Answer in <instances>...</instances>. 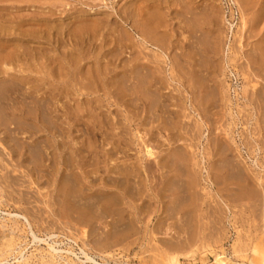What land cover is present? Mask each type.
<instances>
[{
	"label": "rangeland",
	"instance_id": "rangeland-1",
	"mask_svg": "<svg viewBox=\"0 0 264 264\" xmlns=\"http://www.w3.org/2000/svg\"><path fill=\"white\" fill-rule=\"evenodd\" d=\"M156 1L157 0H153V1L148 0V2L144 4L145 5L144 6V5H141L139 3V1L137 2V0L136 1L135 0H0V14H1V16H0V35H1L0 36V50L3 53V55L0 54V63H1V60L3 59V57H5V56H10V58H11V60L9 59L10 60L9 63L6 64L7 66H5L4 64H0L1 65L0 68L1 67L9 68V74L11 75V76L9 75L10 76L9 80H11V82H14V84H15V85H13L11 83V85L14 86V87H12L10 85V81H9V84L6 83V84H8V87L6 88L5 86H7V85H5V86H4V84L2 85V81H0L2 88L3 87L5 88V89L3 88L2 90H0L1 91L0 94H2V96H1L2 98L0 97V102L3 99L1 102L2 104L0 103L1 104L0 110H2V111H0V112H2V113H0V114H2V115H0V153H2V155L0 154L1 155V157H0V179H1L0 182L2 181L1 182L2 185L0 184V211L12 212V213H23V214L25 212V214L28 216V218L33 223V230L35 231V233L38 236L42 237V236H44L45 233H53L56 236H58L56 239L61 241L60 245H59L60 248L67 249V248L72 247V249H74L76 252H79V248H83L87 253L94 255L98 262H102V259L105 258L107 260V264H162V263L166 264L167 258L169 257L168 253L169 254L171 253V256L177 255L180 258V264H212L214 261L213 255L215 253H218V254L224 253L222 255L224 257H226L228 263L231 262V264H238L239 262L242 261V258L236 257L234 255V252H233L234 249L236 248L235 246H237L236 245L237 243H238V246H241V247H239L240 248L239 250L242 249L241 250V252L243 251L242 255L247 256L245 258V261H246V264H248L247 258L250 260L252 258V255H253V254L251 255V252L253 251V250L251 251V248L257 247L258 242H259V244H261V246L258 245V247L256 248V251L258 254H261V255H257L255 253L256 255H253V257H255V258L254 259L252 258V260L254 261V263L257 262L255 264H258V263L262 264V261L264 260V257L263 258L261 257V256H264V253H262V251L264 250V180H263L264 179V130H263V127L261 129L260 126L264 125V115H263L264 114V110H263L264 109V105H263L264 104V100H263V98H264V79L263 80L261 79L262 75L264 78V60H263L264 57L262 58V56H264V0H245V1H241V0H182L183 3H181V0L180 1L174 0L175 3H173L174 1L170 0L171 1L170 3L171 4L173 3L172 5L168 2L169 0H165L163 2H161L162 0L161 1L158 0V3ZM239 1H241V2H239ZM127 2L130 3V6H129V3H127ZM134 2L138 3V4L135 3L136 5H138V7H136V9L139 8L140 5L142 6L140 8L144 7L143 8L144 10L145 9L147 10L149 8L150 10H147L148 12H150L151 10H152L151 12H155L154 9H156V12H155L157 14L156 17H158V13L160 11H162V13L159 14V16H161V17H158V19L159 18L162 19L161 21L164 22V25L162 22H159V20H158V24H159L158 29L161 28L160 29L161 31L157 30L155 34H157V32H158V34L161 32L159 34L161 36L163 33H165L163 37L165 39H167V41H169V42L173 41L176 44H177V42L178 43L182 42V44L181 43L177 44V46L179 45V47H175L176 44H174V43L172 45L173 46L171 49L172 55L170 53V56L172 57L171 59L173 60L172 61L173 73H175V72L176 73L172 74V78H173L172 80L170 79V80H168V82L166 84H164L166 91H164V90L162 91V95L163 94L167 95V96L169 95L168 96L169 98L168 97L166 98V96L163 95L164 97L162 96L163 98L160 99V100H165V104L166 105L168 104L167 110H170L169 112L171 113V116H169V120L172 121V123L170 121L168 122V120H167V122L169 123L168 128L171 124H172L170 126L171 129H172V127H173V129L176 128L175 130L172 129V131H168L167 133L165 132L166 129L163 128V122L161 120L164 118L161 116L159 109L157 110L156 109L157 107L152 108V111L155 113V116L158 114V118L156 117L157 121L154 120L156 118L153 117L154 116L153 112H151L152 114L149 113V115H144V113L141 112V109L139 107V106H141L140 105L141 101H135V99H136L135 94H133V92L129 88L130 84L128 82H124L126 79H123L122 82H124L123 83L124 86L126 85V83L129 84L128 89H130L131 92H130V94H128L129 95L128 96L127 93H129V91H128L127 87L125 86V89L127 90V92H126V90L123 91L124 88L122 87L123 86L122 82H119V78L120 77L123 78L124 72L127 70L124 68L125 67L126 68L131 67L130 65L134 62L137 63L136 61L138 60V58L140 56V48L137 45V33H136V30L133 28L137 24V21L138 22L140 21L138 19H141V18H139L140 15L136 14V13H140V11L142 9L139 8V9H137L138 11L136 9H134L135 6L132 7ZM163 3H165V4H163ZM169 4H170V6H169ZM183 6H184V8H183ZM128 7H130L129 10L128 11L126 10V12H125L124 10L126 8L128 9ZM131 7H132V9H131ZM166 8H167V10H165ZM185 8H188V10L186 9L187 10L186 11ZM130 9H131V12L135 11V10L136 11L131 13ZM146 10H145V12H147ZM191 10L193 13H191ZM185 11H186V14H183V13H185ZM128 12L131 13V15L134 13L135 15H132V16L137 15V17H132ZM125 13L126 14L128 13L130 16L128 15V18H127V16H125L126 15ZM194 13H197V14H194ZM191 14L192 15L194 14L195 16H191ZM5 16L8 18H6ZM123 17L126 20L127 19L128 20L127 21L125 19L123 20ZM130 17L133 19V21H131L132 19ZM7 19H8V21H5ZM86 20H88L89 26H91V28L89 27V29H88V27H86V25L88 26V24H86L87 22H85ZM129 20L132 23H134V21H135V24H131ZM82 21H83V23H82ZM95 21H97V23ZM165 22H167V23L165 24ZM80 23L85 24L86 28H84L83 25H82L83 28H81L82 26L80 25ZM100 23H101V25H103V26L100 25L102 28H104L105 26L106 27L104 29H102L101 27L98 26ZM115 23H118V27L115 25ZM64 25H66V28L64 27ZM97 26L99 27V30H98ZM50 27H51V31L48 29ZM94 27L96 28V30L98 32L93 31V30H95ZM162 27H164V28H162ZM180 27H183V28L180 29ZM57 29H58V32L62 29L59 34L57 32ZM40 31L42 32V35H41ZM123 31L126 34L123 33ZM55 32H57V33H55ZM82 32L85 35H83ZM89 32H90L91 36L88 34ZM93 32H94V34H92ZM121 33H122V35H121ZM127 33H128V35H127ZM31 34H32V36H30ZM35 34H38V39H37V36H35ZM78 34H80L81 36L83 35L84 38L82 36V40H81L80 35H79V38L77 37ZM166 34H167V36H170V35H172V36H170V38L169 37L167 38ZM88 35L90 36V39H89ZM177 35L179 37H177ZM73 36H74V38L76 37L75 39H77V40L80 39V42L81 41L82 42L81 43L79 41L77 42V40H75L73 38ZM87 36H88L89 40L87 39ZM123 36L125 38L127 36V39L129 36L130 41L128 39V41H129L128 42L127 39H125ZM186 36H187V39H189V40H187V39L184 40V38H186ZM33 37H34V39H33ZM71 37H72V39H71ZM176 37L179 38L178 41H175V39L177 40ZM85 38L87 40H85ZM118 38L119 39L122 38L123 41H121L122 39L119 40ZM181 38H182V40H180ZM69 39H71V40H69ZM195 41H196V44L198 43V46L195 44ZM21 42L25 46V48L26 47L28 48V46L30 45V44H28L26 46L27 43H25V42H28L31 44L33 43V44L30 45V48L24 49L22 44H20ZM37 42H38V44H37ZM117 42L119 45L117 44ZM122 42H127V43H122ZM7 43H8V45H7ZM86 43L88 44V46H85V45H87ZM73 44L76 45L74 47H77V49L73 47ZM78 44H81V45H78ZM82 44H83V46H82ZM120 44H122V45H120ZM183 44H186V46L189 44V45H191L192 48L197 46L198 48L197 47L196 48L198 51H196V49L194 48V49L190 50L191 52H193V50H194V52L191 54V52L189 53V47L190 46L185 47V45H183ZM15 45H17L16 47L18 50L15 49L16 48ZM35 45H37L38 47L35 48L34 47ZM77 45L79 46L80 49L78 48ZM99 45L101 48H99ZM182 45L184 47H182ZM193 45H195V46L193 47ZM4 46H5V48L9 47V49L7 48V51H6ZM40 46H41V48H40ZM97 46H98V48H95ZM103 46H105V47H103ZM134 47L139 48V51L138 50L136 51ZM191 47H190V49H191ZM3 48L5 49V51ZM12 48H14L19 53L23 51V50H21L23 48L24 51L27 50L29 54H33V55H31V56L29 55L30 56L29 57V56H27L28 53L25 55V53H26V51H25L24 52L25 57H29L31 59L25 58L24 56H22V57H20L19 61L17 60L15 62L13 60V62H12V58L15 59L18 56L17 55L18 53L14 49L12 50ZM33 48L37 49V50L40 48V50L37 51V53H36L35 52L36 50H33ZM132 48H134V49H132ZM174 48L176 49L175 51H174ZM177 48H179V50L182 49V51H179V52H181L180 54L177 52V50H178ZM186 48H188V52H187V50H184ZM42 49H44V52H42ZM96 49H98V50L101 49V51H98ZM113 49H115V52H117L118 54L115 53ZM131 49H132V52H135V53H132ZM32 50L34 52H32ZM81 50L83 52H79ZM183 50H184V52H187V53L185 54L183 52ZM87 51H88V53H87ZM95 51L98 54L91 53V52H95ZM195 51L197 52L196 54H195ZM4 52H6V54ZM45 52H47L46 54H48L49 57H50V55H52L51 56L52 58L50 57L52 60L49 59L48 56L46 58ZM104 52H108V53L110 52L112 55L115 53V55H113V56L111 55L114 58H110L111 57L110 53H109V57H107L108 53H104ZM174 52H177L174 55L176 56L178 54L179 55L178 57L181 59L177 58V56L175 58V56L173 55ZM198 52L201 54L200 57L198 55L199 54ZM35 53L37 54V56L39 54L43 61L41 59H39L40 56L38 58L35 55ZM68 53L71 55H72V53H74V57L77 55L76 58L79 59V63H81V65H83V66H81L78 63V61L75 60L74 57H69L70 55ZM80 53H81V55H80ZM83 53H84L85 57L90 54L89 55L90 58L88 56L85 59L82 55ZM129 53H130V58H129ZM209 53H211V54H209ZM60 54H62V55H60ZM102 54H103V56H102ZM134 54L136 55L135 57H134ZM182 54H185V55L182 56ZM194 54H195V56H194ZM97 55H99V56H97ZM116 55H118V56H116ZM186 55H187V57H186ZM211 55H213L214 57H212ZM62 56H64L65 58ZM192 56H194V57L191 61ZM32 57H33V59H32ZM103 57H104V59H103ZM131 57H132V63H131ZM195 57L197 58V61L195 60L196 59ZM36 58H37V60H36ZM69 58H70V63H69ZM87 58H89V59H87ZM94 58H96V59H94ZM106 58L112 59V61H111L112 63L110 62V60L108 62V60ZM185 58H188V59H185ZM46 59H48V60H46ZM53 59L58 60V62L61 61V64L63 66H61L60 63L58 64L57 61H55L57 64V65H55ZM73 59L81 67H83L82 68L83 71H84V69L86 70L85 71L86 75L89 74V80L91 79L92 84L95 85L94 88H89L90 87L89 85H92V84H89L91 82H89V80L85 81V79H88V77L84 74L83 71H81V68L79 69L78 64L73 61L74 63L77 64V68L79 70L76 69V66H74L75 64L74 63H73L74 65L72 64ZM177 59H178V61H177ZM257 59H258V61H257ZM23 60L25 61V62H23V63H25L24 66H22L23 63H21ZM38 60H41L42 62L40 61L41 63H39ZM128 60H130V61H128ZM179 60L181 61V63ZM50 61H51V63H54L53 66H52V64H49ZM80 61H82V62H80ZM98 61L100 62L99 64H102V65H99ZM124 61H126V63H125V67L123 68ZM28 62H29V65L31 66V67L29 66L31 68V71L29 70L30 68L27 67L28 64L26 65V63H28ZM46 62L48 63L49 67L46 66L47 65ZM101 62H103V63H101ZM106 62H107V64H106ZM182 62L184 63V65L186 67V68L184 67V69H187L188 73L186 72V70H183V67L178 68V65L179 66L183 65ZM185 62H187V65ZM195 62L196 63L199 62V67H198V64H195ZM253 62L256 64H254ZM19 63H20V66H19ZM82 63H84V64L87 63V64L84 65ZM127 63H129V66L126 65ZM174 63L176 65H174ZM177 63H179V64L177 65ZM10 64L13 66H11ZM14 64H16V65H14ZM104 64L107 66H108V64H109V66L111 64V66H110L111 69L108 68L109 66L107 67ZM118 64L122 65V67ZM194 64L197 66H194ZM17 65H18V67H17ZM34 65H37V66L34 67ZM71 65H73V66H71ZM41 66L43 68H40ZM44 66H46L47 68H50V66H52L50 73H49V70L46 68H45L46 71L43 70ZM57 66H60L59 69L62 68L61 70H63V72L60 71L59 69H57L58 68ZM103 66L106 67V68H104L106 71L105 75H101V71L103 70ZM175 66H177V68ZM13 67H15V68L17 67V70L20 67L22 70H24V72L26 71V73H24L22 70L20 71V69L17 71ZM36 67L37 68L39 67L38 68L39 70L38 69L36 70ZM195 67L196 68L201 67V70H198L200 72H198ZM23 68H25V69H23ZM32 68L34 69V71L36 70V71H40V73L41 72L42 73L41 74L35 73L36 71L33 72ZM71 68H73V69H71ZM193 68L195 69V71L193 70ZM92 69H93V72L95 70L94 74L96 73V76H94L93 73L91 72ZM107 69L109 70L110 73L108 72ZM177 69H179L180 71L177 72L178 71ZM67 70H68V72H67ZM74 70H75V72H74ZM76 70H78L79 72ZM113 70H115V72H113ZM54 71H56L55 72L56 74L57 73L59 74L60 79H61V76H64V72H65V77H67V79L65 77H63L64 79L62 78L63 80L60 81L58 77H55L56 75H54L55 74ZM71 71H73V72L71 73ZM196 71L198 73H196ZM45 72L49 73V75L47 74V76H49V77H47L45 75L46 74ZM76 72L78 74L79 73L81 74V75L79 74L77 78H76V76H77ZM82 72L86 76L85 79L83 78L84 75L82 76ZM120 72L123 75L119 74ZM180 72H183L184 75L187 74V76L185 75L186 77L184 78V75ZM193 72H195L196 74L194 73V75H193L192 74ZM117 73L119 74L118 75L119 77L114 76V74H117ZM199 73H201V74H199ZM73 74H74V76L76 75L75 78H74ZM90 74H92L94 76V79L96 78V81L93 80V77L90 76ZM102 74H104V73L102 72ZM176 74H178V75H176ZM70 75L73 77H70ZM195 75H198V79H196L197 76H195ZM1 76L2 75H0V77ZM81 76L84 80L81 79ZM18 77H20L22 79L26 77L27 79L25 78L24 80H22V79H18ZM53 77L55 80L53 79ZM112 77L116 78V79L118 78V80L113 79V80H116L114 83H116L117 81L119 83V84L118 83L115 84L114 88H112L113 86L110 85V82L113 81L111 79ZM177 77H178V79H177ZM42 78L44 79V81L42 80ZM56 78H57V80H59V82L56 80ZM186 78H187V80H185ZM13 79H15V80H13ZM28 79L31 82L35 79H37L39 81L42 80L43 82L40 81V82H42L40 84L39 81L38 82L33 81V82H35V84L37 83L36 84L37 88H36L35 84H33V82L31 84V82H29ZM74 79L80 80V81L77 80L78 84H75L77 82ZM176 79H177V81H176ZM190 79L192 82L190 81ZM194 79L198 80L199 83L194 81ZM21 80H22V83L27 81L28 84L30 83V85H28L27 82H25V84H21V82H20ZM82 80H83V82L81 85ZM121 80L122 79H120V81ZM97 81L100 83V85L95 83ZM50 82H51V84H50ZM86 82H88L87 83L88 86L86 85ZM190 82H191V84H190ZM195 82L197 83L196 86L199 88L198 91H200L201 90L200 87H202V90L205 89V91L203 90L204 93L202 92V90H201V92H198L199 94H197V92H195V90H196V87H194ZM16 83H18V85H16ZM114 83H112V84H114ZM193 83H194V85H193ZM44 84H46L48 86H46ZM183 84H185V85H183ZM198 84H200V85L205 84V85L204 86L199 85L200 86L199 87ZM212 84L214 85V87L211 86ZM23 85L24 86L26 85L25 88H28L29 86L32 87L34 85V88H36V90H38V92L40 94L39 95L37 93L38 94L37 96L38 97L40 96L39 98H41V96L42 97L44 96L47 98L46 99L47 101L45 104H43L44 101L42 103H40L41 104L40 110H43L42 107L44 106V108H45V106L48 105L49 103H50V105L53 104V102H54L53 100H55V99H56L55 102L56 103L58 102L57 103L58 105L55 102H54V104H56L57 108H58V109L57 108L55 109V111H56L55 114L57 116H59L58 117L59 123L61 122L60 124L58 123V125H60L61 128L59 126V131L57 132V133L60 132V134H57V136L59 135V137H58L59 138V140H58L59 146L58 147L61 150L59 148H57V150L55 152L52 149H49L47 151V153H49L50 151L53 152L56 155V157H53L52 159L49 158V159H51V161L45 160V165L48 167L43 168L42 171H45V172L47 171V172L46 173L42 172L40 175H37V173L31 169L32 166L30 164H28V162H21L22 164H20L19 167L18 166L15 167L17 158H15V156L11 155V149H10L11 143H9V141H8L9 135H8L7 131L13 127V123L10 124V121L12 119L11 114H10L11 112H9V110H7L6 108L10 109V107H11V109H10V111H11L12 109L16 108L14 106L16 104V105H18V107L24 109L25 112H26V110L29 111L28 109H34L33 103H29V101H28L29 106H27L28 104H26L27 103L26 100H30V99L23 95V90L25 89L24 87H21ZM61 85H63V86H61ZM187 85L188 86L192 85L193 87H190V86L187 87ZM207 85L209 87L205 88V87H207ZM17 86L20 88V90H19V88H17ZM42 86H43V88L50 86V89L53 86L52 90L47 89V92L48 91L50 93H52L51 91L55 92L54 91V89H55L57 96H55L56 95L55 93L52 94V97L49 95H46V93H47L45 91L46 89L44 88L45 89L44 90L42 88ZM58 86H59V88H58ZM74 86H76V87H74ZM83 86L87 87V88L84 87L85 89L82 88L83 91L84 90L86 91V89L88 90V88H89V90H91V89L93 90V89L98 88L99 86L101 87V89H99L100 88L99 87L97 89L98 92L96 94H93L89 97H84L83 95L80 96L76 92V90H80V88ZM119 86H121V87H119ZM109 87H111L110 88L111 90L108 89ZM117 87L120 88L118 91H117V89H118ZM166 87H168V88H166ZM211 87H213V91H214V93L213 92L212 93L215 94V96H217L216 99L220 98V100H216L215 97H214V99H212L214 96V95L212 96V94H211L212 90L210 89V92L207 91V89H209ZM13 88H16V90ZM21 88L22 89L24 88V89L22 90ZM132 88L134 89V90L133 89L132 90L135 91V93H136L137 89L135 87H132ZM39 89L42 90V92ZM65 89H67V90L65 91ZM261 89H262V91H261ZM3 90H4L5 95H3V92H2ZM31 90H32V88H31ZM57 90L58 91L61 90V92L63 94L60 93V95H59V92L57 93ZM63 90L67 94L64 95ZM107 90L110 92L108 93V95L105 96V93H107ZM101 91H104L103 92L104 95L102 94ZM113 91H117L116 95ZM119 91H121V92H119ZM206 91L209 94H211V96H212V98L207 97L208 100H210V101L214 100L215 102L214 101L210 102L206 99V97L203 96V95H205ZM17 92H19V93H17ZM86 92H84V94ZM123 92H125L126 94H123ZM193 92L195 93V95L197 94L198 98H197V96L195 98H193L194 97ZM207 92H206V95L208 96ZM216 92L218 93L217 95H216ZM260 92H261L262 101L260 99V96L259 97L256 96L257 94H260ZM69 93H73L74 95H72V94L70 95ZM81 93H83V92H81ZM110 93L114 94L115 98L112 99L111 97H114V96L111 95ZM201 93H203V94H201ZM19 94L21 95L22 98L25 97V100H24V98L19 99V98H21ZM68 94L70 96V98H69L70 100L67 99ZM75 95L77 96L76 97L77 99L75 98ZM122 95H124V96L121 97ZM125 95H127V96H125ZM130 95L134 96V98L131 99L132 97ZM3 96L6 97V99ZM33 96H36V95L33 94ZM54 96H55V98H54ZM60 96H63V97L67 96V97H65L66 98L65 99V98H61ZM109 96H110V98H109ZM170 96H172L174 99H171L172 97H170ZM71 97H73V98H71ZM95 97H97V98H95ZM51 98H54V99H51ZM98 98H99V100H98ZM190 98L191 99L193 98L194 100L191 101ZM202 98H204V100ZM7 99H9V100H7ZM16 99L18 101H15ZM73 99H74V101H73ZM88 99L89 100L91 99L92 101H89ZM169 99H170V101H169ZM195 99H197V100H195ZM257 99H260V102H258L259 100H257ZM22 100H23V104H21V102H20ZM83 100L85 101V103ZM100 100L102 101L101 103L103 105H100V103H99ZM108 100L109 101L115 100V102L114 103H113V101L109 102ZM127 100H129L128 101L129 103H130V100L135 101L136 103L134 102V104H136V105L138 104V102H140L139 105H137V107H139V109H137V107H136V109H137V110H135L136 113L134 112L135 106L133 104V101L131 102L132 103L131 105H127L128 107L125 105V102ZM200 100L203 102V103L200 102L201 104L204 105V103L205 102L206 103H205V106H203V107L201 106L198 108L197 105H198ZM3 101H5L4 104L6 105L5 106L6 108L3 107V105H4ZM87 101H89L90 104ZM117 101H119L120 103L118 102L119 104H117ZM171 101H173L174 103ZM177 101H180V104L181 105L183 104V105L179 106V102H177ZM13 102H15V103H13ZM18 102H20V103L17 104ZM91 102H92V104H94V102H96L94 107H93V105H91ZM262 102H263V104H262ZM11 103L14 105L11 106ZM86 103H87V105L88 104L90 105V106L86 105L87 108L89 107L88 109H90V107H91L90 110H92V108H93V110L90 112L87 110V112L85 113L86 116L83 114V116H85V119H86V120H84L83 119L84 117L81 118V116H82L81 114L84 113L83 112L84 109H85V111L87 109V108H85ZM175 103H177V104H175ZM20 104L22 106H19ZM126 104H127V102H126ZM170 104L172 105V107ZM190 104H195L199 110V115H200L199 119H201V121H200L201 123L199 124V126L201 128L198 127V125H196V117L193 116L192 114H190L192 112ZM210 104H212V106H213V104H215L214 105L215 107L213 106L214 107L213 108ZM75 105H76V107H75ZM80 105L83 106V108ZM96 105L102 106V107L98 106L100 110L98 109V107ZM104 105L106 106V108L103 107ZM255 105H256V107L258 106L257 109H256ZM261 105L263 106V109L261 108L262 107ZM7 106H10V107H7ZM25 106L28 109L25 110ZM177 106H179V107H177ZM183 106H184V108H183L184 110L182 109ZM209 106L212 107V110H211V108L210 109L208 108ZM1 107L5 108L7 110V114H8L7 116L8 117H6L5 113L3 114V112H6V111L3 108L1 109ZM54 107H55V105H54ZM54 107L52 106L53 109H54ZM206 107H207V109H206ZM259 107H260V109H259ZM202 108H203V111H202ZM74 109L78 110L79 112L77 111V113H76ZM208 109L211 110V113H210V111H208ZM44 110H43V112H44ZM57 110H59V111H57ZM73 110L76 114L73 112ZM154 110H157V111H154ZM175 110H177V112L178 111L179 112L177 113V112H175ZM257 110H258V112H257ZM93 111H95V112L93 113ZM30 112H33V110L32 111L30 110ZM70 112H72L73 114L71 113V115H70ZM101 112H104V113H101ZM139 112H141V113H139ZM169 112H168V114L170 115ZM185 112H187V113L185 114ZM206 112L207 113L209 112V114H206ZM260 112H262L261 115H260ZM68 113H69V115H68ZM92 113L94 114L96 119H98V116L101 117V114H102L101 119L103 120L105 118L104 119V121H106L105 124H107V125L109 123L112 124V126L110 125L111 127L107 126V128L109 127L108 128L109 130H106L107 129L106 125H102V123H104V121L101 120L100 122H96V119H94L95 117L92 116ZM105 113L110 114V115H107ZM134 113H135V115H134ZM138 113L141 114L140 115L141 117L139 116ZM174 113L175 114L177 113V115H175ZM182 113H183V115H182ZM97 114H99V115H97ZM128 114H130V115H128ZM150 114H151L152 118H154V119H152L153 121L150 120V118H151ZM168 114H166V116ZM104 115H107V116H104ZM184 115H186L187 117ZM204 115H205V117L207 116L206 119L204 118ZM30 116L33 117L34 115L30 114ZM77 116H79V119H77L78 118ZM108 116H110V118ZM116 116L118 118H116ZM137 116L140 117L139 118L140 120H137L138 119ZM9 117H10V121H9ZM73 117L76 119H73ZM100 117L98 120H100ZM106 117L108 120L106 119ZM185 117H186V119H184ZM46 118H48V117H46ZM69 118H71V119H69ZM82 119L85 121L86 125H85L84 121L82 122ZM89 119H91L93 121H91ZM109 119H110V121L112 120L113 123H111L109 121ZM119 119L121 121V124L118 123ZM182 119H183V121H186V123L184 122L186 125L185 128H183L184 123H183ZM75 120H77V121L81 120V121L77 122ZM144 120L145 121L150 120L149 122L146 121L149 124L148 123L143 124V123H145ZM206 120H207V122H206ZM86 121H90L89 124ZM72 122H74V123L72 124ZM114 122H115V124H114ZM191 122L194 125L190 126V128L191 127H193V128H191V131H189V133H188L190 136L189 137V136H187L188 134L186 133V131L189 129L188 127H189V124H191ZM68 123H69V125H68ZM97 123H100L101 126H99L100 124H97ZM141 123L143 124L141 126H144V128L142 127L143 129H145V128L148 129V131L146 129L147 133H146V131L142 133V131H144L142 128L140 129L142 131L141 132L139 131V126ZM46 124L47 123L45 122L44 125H46ZM79 124L81 126H79ZM116 124H117V126H116ZM47 125H49L51 127L50 124H47ZM154 125H156V126H154ZM62 126L65 128H63ZM88 126L91 128H86ZM113 126L115 129L116 128L117 129L115 130L114 128H112ZM118 126H119L120 130L122 128L129 129L130 130L129 134L126 132L127 133V135H126V133L124 131H127V130L123 129V131L122 130L121 131L124 133L123 134L121 133L120 134L121 136H120L119 133L121 131L119 132ZM125 126H127L128 128ZM3 127H5V129H7V130H5ZM46 127L50 128L48 126H46ZM72 127H74V128H72ZM96 127L99 129H96ZM153 127H156V128H153ZM161 127H162L163 131L161 130ZM110 128H112V129H110ZM170 128H169V130H171ZM196 128H197V130H196ZM72 129H74V130H72ZM137 129L139 132L137 131ZM178 129H180L179 132L177 131ZM64 130L67 132H65ZM117 130H118V132H117ZM156 130H160L159 133L160 132L163 133L165 137L162 136L163 134L158 135L159 133H157L158 131H156ZM192 130H195L194 133L198 136V138H196L197 140L193 139V138H195L196 135L193 133ZM74 131H76V133H74ZM90 131H92V132H90ZM104 131L107 132L108 134L104 133ZM174 131L178 132V134L175 133ZM89 132L91 134H89ZM101 132H103V133H101ZM116 132L118 135L116 134ZM171 132H173V134L175 133L174 135L175 136L177 135V137H179L180 140H182V141L184 140V137H185V139H188V140H185V141H183V143H181L182 141L178 140L177 137L175 138ZM67 133H70V135L71 136L73 135V136L71 138L70 137L66 138V141H67L66 142L65 138L63 140V136H65ZM94 133H95V136H94ZM138 133H139L140 137L143 134L142 135L143 140H144L143 143L146 141L149 144H146V142H145V145H148L149 147L151 146L153 148L152 149L150 147V149H152L153 154H155V155H153V158H155L154 160H152V157H151V159L145 157L144 151H143L144 148H141V147H144V146H142L144 144L141 143L142 139L139 138ZM151 133H152V136L154 138H155V136H157V137L155 138L156 140L154 138H152V140H150L151 142H148L149 141L148 139H151V138H147V137H152ZM153 133H156V135L154 136ZM168 133L170 135L172 134L171 135L172 138H175V139H173V141H175V140L177 141V142L175 141V143L178 144V148H176L177 146H175L177 144H173L172 146L173 147L175 146L174 148L179 150L182 148L181 146H183V148L185 149L184 150L185 155L182 154L183 152L179 153V151L181 152V151H183V149L177 151L179 153V156L181 157V159H182V156L188 155V156H186L187 159H186V157H183V159L181 160L177 154V156L181 160V162L184 161V162H182V165H181V163H179L178 161L175 160V159H177V156L173 152H176V151H174V148H172L170 146L171 142L172 143H174V142L173 141L169 142L170 141L169 139L172 140V138H171V136H169ZM192 133L194 134L193 138H192V135H193ZM76 134H78V135L75 138ZM102 134H104V136H105V134L107 135V137H106L107 140H105V137ZM144 134H147L146 138H144L145 137ZM41 135L44 136V138H45L47 133L42 132ZM89 135L92 137H90ZM110 135H112V136H110ZM122 135H125V137L129 135L131 138L130 137H128V138L131 139V142L129 139L125 138L124 136H123L124 137L123 138ZM97 136L100 137V140L98 139ZM158 136H159L160 142H162L160 140V138L163 139V142L161 144L158 142ZM18 137H20V136H18ZM78 137H79V139H78ZM101 137L103 138V140ZM93 138H95L96 140L94 141ZM109 138L112 140H110ZM118 138L120 139V141H118L119 140ZM137 138H138V143L136 141ZM75 139L76 140L78 139V141L81 142V143L78 142L80 145L76 141H74ZM153 139L155 141H157V143L155 141H153ZM60 140L62 143L60 142ZM86 140L89 143H84V142H87ZM115 140H117V142H118L116 144L118 146L117 148H121V149H118L119 151L116 150L117 152H119V154L116 151H114L116 148V147L114 148V144L116 143V142H114ZM165 140H167V141L169 140L168 143ZM93 141H94V143H93ZM106 141L109 144L113 143V145H111V147L113 146L114 150L112 149L111 151L114 153L116 152L117 156H115L114 153L112 154V152L109 150L111 148L110 146H109V148H107L109 144ZM110 141H113V142H110ZM178 141L181 144H179ZM98 142L103 143V144H97ZM139 142L141 143L140 144L141 146L139 145ZM164 142L167 145L165 144V146H163ZM67 143H68V145H66ZM90 143H91V146H90ZM127 143L129 145V147H128V145H126ZM184 143H186V144H184ZM158 144H160V146H156ZM193 144H194V146H192ZM213 144H215V145H213ZM64 145H66V146L64 147ZM179 145H180V148H179ZM211 145L214 146V148ZM81 146L83 147V149L81 148ZM85 146H88L89 150L94 148L93 150H90V155H89V151L87 152L89 156L87 154L86 155L88 157H86V155H85V152L87 151L85 149H88V147L85 148ZM105 146H107V147H105ZM126 146L128 148H125ZM162 146L164 148H168V149H163ZM218 146H219V148H218ZM62 147H63V149H62ZM100 147L102 149L107 148V151H105V149H103V151H101L102 149ZM157 147H158V149H160V148H162V149L158 150ZM73 148L76 149V152ZM80 148L82 149L83 154L85 155V158H84V155H80V154H82V151H80V153L78 151V149H80ZM171 149H173V151ZM217 149H219L220 155H218L219 152L217 154L216 153L214 154L215 151H218ZM108 150L111 153V154H109L110 159L113 157L111 159V161H110V159L108 160L109 157L106 154L108 152ZM122 150L123 151L125 150V152H121ZM164 150H166V151H164ZM169 150H171L170 153L172 152V154L175 156V158H173L171 154L169 155ZM96 152H98V153H96ZM65 153H67V154H65ZM76 153H78L79 156H76ZM91 153H93V156L96 154L94 156V158H93V156H91L92 155ZM99 153H100V155L103 154L102 157H104V159H102V157L100 156L101 159L103 160V162L99 157ZM165 153H166V156H167V154L170 156V159L168 158V160H170L169 161L170 165H169V163L166 165L169 167H166V168L164 167L165 169H167L168 173H165V172H167L165 169L164 170L162 168L159 169L158 166H156L157 165L156 161H158L161 156L164 157L162 159H167V157L164 156ZM180 154H182V155H180ZM221 154H222V156H221ZM225 154H227V155H225ZM67 155H69V157H72L70 161L68 160L69 157ZM111 155H113V156H111ZM212 155L214 156L213 159H211ZM216 155H218V156H216ZM50 156H51V154L48 157H50ZM82 156H83V158H82ZM157 156L158 157L160 156L159 159H157L158 158ZM224 156H226L227 158ZM171 157H172V159H171ZM13 158H15V159H13ZM64 158L66 160V163H68V161H69V163L71 161H72V163H74V167H75L74 170L77 172L78 175H80V177L76 174V172H75V174H76L75 178L74 177L71 178L68 176H66L67 178L64 177L65 175H63V174H66V172L69 173L68 171L63 173L61 170V169H64V168H62V167H64L63 164L65 163ZM86 158H87V161H86ZM95 158H96V160H94ZM116 158H118V160H120L121 163L123 162L122 166H123V164L128 162V164L124 165L125 167L128 166V168H125L124 166L123 167H124V169H127V171L129 173L127 171H125V172L128 173L129 175L133 174L134 170H136V172L138 171L137 173L136 172L134 173V174H136V178L133 177L135 179L128 177L129 181H125L126 183L124 181H122L123 182L122 185H124V183H125V185L123 186L124 187L123 192H121L122 186L117 188V189L115 187H113L114 185L109 178L110 177L109 175L112 172L108 173V178H107V172L109 171L108 168L112 169V168L118 166V164H120L119 166L121 167V163L117 162ZM128 158L130 159V161H126V160H129ZM139 158H140V160H139ZM145 158H146V162H147L146 164L147 165H145ZM219 158L221 160H219ZM90 159H92V160H90ZM113 159L114 160L116 159L117 163L115 165H114L115 161ZM149 159L152 162H150ZM185 159L187 160V162L185 161ZM77 160L79 162H77ZM148 160L151 164L148 163ZM168 160H166V162H168ZM214 160H216L215 163L217 165L215 163H213ZM85 161H86L87 166L84 164ZM91 161H93V162H91ZM96 161H98V162H96ZM99 162H102L103 164L99 163ZM171 162L173 163L174 166H172ZM78 163H79V165H78ZM89 163H92V164H90L91 167L96 165V168H97L96 169L95 167H92L93 168V170H91L92 173L90 170L87 171L88 168L92 169V168H90ZM97 163H98V166H100L99 171H98ZM176 163H178V164H176ZM221 163L226 167V169H223L224 167L222 168L223 165ZM9 164H11L12 166ZM13 164H14V166H13ZM82 164L84 165V167L87 168L86 172H88V173H86L84 171L86 168H84ZM112 164H113V166H112ZM136 164H139V165H136ZM196 164H198V166ZM214 164H215V167L216 166L219 167L220 165H222V166H221V168L220 167L215 168ZM50 165L55 166L54 167L55 171L59 170L60 173L57 174V176H56V173H55L53 167L51 168ZM103 165H104V167H103ZM154 165H155V167H154ZM227 165L230 169H232V167H233V170L229 171L230 169L227 167ZM235 165L238 167L239 170L238 169L235 170ZM9 166H10V168H9ZM133 166H134V170H132ZM170 166H172V167H170ZM177 166H180L182 169L178 168ZM210 166H211V168H210ZM4 167L8 168L7 171L4 170L5 169ZM183 167L185 168L184 172L186 171V169L188 171V172L186 171V173H188V174H184V175L185 176L188 175L189 178L187 176L184 178V175H183L184 172L181 174ZM197 167H199V169ZM19 168L22 171L26 172L25 174H27V175H25L24 172H21V170ZM135 168H138V170ZM175 168H177V170H174ZM195 168H196V170H195ZM227 168L229 170H227ZM240 168L242 169L240 172L241 175L240 174L238 175V173H236L237 176L235 174H233L231 176V174L234 170H235V172H237V171L239 172ZM9 169H10L11 173L9 172ZM100 169H101V171H100ZM103 169H104V171H102ZM213 169H214V171H213ZM221 169H223V170H221ZM243 169H244V171H243ZM129 170L130 171L132 170V172H130ZM160 170H161V172L163 171L162 174H161V172L159 173ZM220 170H221V172H220ZM226 170H227V173L229 172V174H230V177L228 174V178H227L228 180L226 179L227 182L225 180V177H227ZM175 171H178L177 174H181L182 176L177 175ZM215 171H217V172H215ZM242 171L245 174H243ZM6 172L9 174H12V175L7 174ZM16 172L19 175L17 174V176L15 175V177H14L13 174H16ZM84 172H85V174H84ZM33 173L36 174V176ZM50 173H51V178L49 175H47ZM164 173L166 174V176ZM32 174L34 176L35 181L33 179ZM89 174H91V175H89ZM189 174H190V176H189ZM46 175L48 178L46 177ZM97 175H100V176H97ZM114 175H115L114 173H113V175H111L112 178L117 177L116 175L115 176ZM162 175H164L163 178H160ZM191 175H193L194 181H192V183H194V184L191 183V178H192ZM212 175H214V176H212ZM223 175H226V176L222 177ZM242 175H244V176H242ZM10 176H13L15 179H11ZM18 176L20 177L19 179H17ZM37 176H39V178ZM60 176L62 179L64 178L63 180L66 181L65 183L60 178ZM130 176H133V175H130ZM168 176H170V177L173 176V177L169 178V179H171V180H169ZM178 176H179V178H178ZM216 176L218 177V179H216ZM233 176H235V177H233ZM240 176H242V177H240ZM8 177H9V180L11 179L12 181H16V183L12 182V181L9 182L7 180ZM214 177L216 179L215 182H214L215 179L213 180ZM219 177L221 178V180L219 179ZM237 177L242 178L243 180H241V182L243 181V183L239 182L238 181L239 178H237ZM247 177L250 179V181L252 183H254L255 186L251 183V187H250V185H248V187H250V188L247 187V184L250 183V181ZM65 178L67 180H65ZM137 178H139V179H137ZM186 178H188V180L190 181L189 182L190 184L188 183V185H187V183L182 181L183 179L185 180ZM72 179H74L75 181ZM106 179H107V182H106ZM130 179H133L134 181L138 180V182L137 183L133 182V180L131 182ZM18 180H21V181L18 182ZM92 180H93L94 184H92ZM108 180H110V181H108ZM165 180H166V183H165ZM196 180H197L198 185L196 183ZM59 181L64 186L60 185ZM67 181H68V183H67ZM69 181H71L72 183ZM167 181H171V183L169 184V182H167ZM74 182L75 183L77 182L76 183L77 185L73 184ZM103 182L107 183L106 185L108 187L107 186L105 187L104 186L105 184L103 185ZM127 182L128 183L130 182V184L133 183L131 185L132 186L131 188L134 187L133 188L134 191L137 190V192H134L129 187L130 184H128ZM182 182L185 183L186 186ZM216 182H218V183H216ZM224 182H226V184ZM81 183H83V184H81ZM99 183L101 186L98 185ZM110 183H111V185H110ZM163 183H165L166 185H164ZM167 183L170 186L169 185L167 186ZM10 184L11 185L14 184L13 185L14 187L12 186V188H14V189L11 188ZM126 184H127V186H126ZM138 184L140 186H137V187H139L138 189L140 191L138 189H135L136 185H138ZM242 184L244 186L243 187L244 189L242 187H240V186H242ZM15 185H17V186H15ZM59 185L64 187V188H66V185L67 186L70 185L69 187H67L68 191H71L72 188H70V187L74 186V189L72 190L73 194H75L74 192H77L76 195L77 196L79 195L78 196L79 198L73 197V199H71L72 198L71 196H74L73 194L70 195V198H69L68 196H69V194L72 193V191L69 192V194L67 193V196L64 195L67 198H65L63 196V194L60 195L58 192H56L58 189L57 187H59ZM82 185H83V187H82ZM84 185H85V187H84ZM195 185H197L198 187H196ZM252 185L254 186L253 188L255 190H253ZM179 186L181 187V189H184V190H186L188 188L189 192H187V190H186L185 194L183 195L182 194L183 190H182V192H180L179 190H181V189H179ZM78 187H80V189ZM86 187L88 188L87 190H86ZM166 187H168L167 189H169L168 191H170V192L172 189H175V191L173 190V192L170 193L167 191ZM3 188H5V189H3ZM82 188L83 189L85 188L84 190H86V191H90V189H91V191L89 193L86 191L83 193H79L80 191L81 192L84 191V190H82ZM107 188H109V189H107ZM110 188H112V189H110ZM164 188L166 189L167 192L164 190ZM240 188H242L241 191H239ZM37 189L41 190L40 191L41 194L39 193V191ZM192 189H194V190H192ZM75 190H77V191H75ZM97 191H99V192L94 193ZM138 191H139V193H138ZM113 192L116 193V196L119 197L118 198L119 200L117 199L115 194H113ZM127 192L129 194H127ZM130 192L132 193L130 198L133 196L135 198H133V199L128 198L129 197L128 195H130ZM179 192H180V194H182V197L181 196L178 197ZM242 192H243V195H241ZM251 192H254V193H251ZM8 193H11V195ZM50 193H52V194H50ZM101 193L103 195H105L104 193H106V194L109 193V194L105 195L107 197V198L105 197L106 200H105V198L102 199V200L106 201V204H108L109 207H108V205H105V203H104L105 201L103 202L102 200L101 201L103 203L101 202L100 204H98L99 203L98 198H100V195L102 196ZM121 193H124V196H122ZM250 193L253 194V196ZM58 194L61 196V197L59 196L61 198V200H58V199H60L58 197ZM125 194H127V195H125ZM19 195L21 197H22V195L24 197L26 195L27 197L22 198V200H21V197ZM108 195H110V196H108ZM248 195H250V196H248ZM28 196H30V197H28ZM89 196L91 198H89ZM125 196H127V197L125 198ZM85 197H86V200H85ZM94 197H95V199H94ZM110 197L111 198L114 197V199L112 198L113 200H111ZM175 197H177V199L175 200V202H173ZM6 198H8V199L6 200ZM76 198H77V200H75ZM80 198H82L81 201H83V202H80V200H79ZM179 198H180V201L178 200ZM15 199H16V202H18V204L15 202ZM64 199H66L67 200L66 203H69V204L64 203V205H63ZM69 199H70V201H69ZM89 199L91 200L90 202L88 201ZM92 199H94V200L92 201ZM25 200L26 201L29 200V201L25 202ZM48 200L50 202H48ZM72 200H73V204L71 203ZM78 200H79V202H78ZM120 200L123 201V203L125 202V204H127V206L122 205L123 203H121ZM133 200H134V203H132ZM184 200H186L187 203ZM44 201L45 202L47 201L46 204L48 206H46ZM57 201L61 202V203H58ZM86 201H88L89 203L88 202L86 203ZM110 201H112L113 204L109 203ZM115 201L118 202V204L116 203V205H118L117 207L115 206ZM181 201H182L183 205L181 204ZM91 202L93 204H96V205H92ZM170 202H172L173 205ZM177 202H179V203L177 204ZM56 203L60 204V205L57 206ZM76 203H77V205L79 204L81 206L75 207L74 204H76ZM175 203H176V205H174ZM189 203H191V204H189ZM89 205H91L92 207L89 208ZM177 205L180 206L179 209L180 210L182 209L181 211L178 210ZM198 205H200V206H198ZM105 206H107V207H105ZM194 206H197L198 208L194 207ZM82 207H84V209ZM182 207H184V208H182ZM68 208H72V209L69 210ZM100 208H102L101 211H100ZM115 208H116V210H114ZM176 208L178 210V214H177ZM66 209H68V210H66ZM103 209H105V214H103V211H104ZM81 210H82V212L85 213V215H84V213H80ZM71 211H73V213H71ZM74 211H76L77 213ZM113 211L116 213L114 214ZM186 211H187V213H184ZM78 212H79V214H78ZM109 212H110V216H108ZM175 212H176V214H175ZM190 212L192 213L190 218H188L187 215L184 217V214L189 215ZM80 214L82 216H80ZM78 215L82 218V221H80L81 218L79 219ZM102 215H105V216L107 215L108 217L104 216V218H103ZM198 215L200 216V218ZM204 215L209 216L210 218L209 217L206 218V216L204 218ZM37 216L39 217V221L37 220L38 219ZM35 217H37V218H35ZM76 217L80 221V223H78L79 222L78 220H73V219H76ZM180 217L183 218L184 220L183 219L180 220L179 219ZM195 217L197 220L195 219ZM4 218L6 219L7 217H4ZM114 218H115V220H114ZM118 218H120V219H118ZM187 218L190 220H187ZM84 219L88 222L85 223V221H84V223H83ZM215 219H218V221ZM43 220H44V222H43ZM113 220H114V222H113ZM116 220H119V221L115 222ZM178 220L181 222H179ZM204 220L207 223L204 222ZM208 220L211 223H208ZM122 221L124 223L126 222L125 225L127 223L128 224L126 226L123 224L124 225L123 226ZM216 221L219 223H217ZM42 223H44V226L47 225L46 226L47 229H46V227L43 226ZM204 223H206L205 224L207 226L206 228H203ZM212 223H213V225H212ZM112 224H113V227L110 226ZM196 224L199 227L200 226L201 227L200 228L197 227ZM114 225H116V226L114 227ZM120 225H122V226H120ZM205 225H204V227H205ZM213 226H214V228H213ZM197 229H199L198 233H197ZM187 233L191 236V239L194 237L193 238L194 244L191 243V241L193 242V239L191 240L189 238L190 237L189 235L187 237ZM20 234H23V233H20ZM111 234L116 235V237L112 240H110L111 239L110 236H112ZM194 234H195V236H192ZM205 234H206V237H205ZM117 235H119V237ZM213 235H214V237H213ZM107 236H108V238L110 237V239L107 240ZM185 237L187 238L186 240L184 239ZM8 238H9V235H3L0 233V243L1 244H2V242H5L6 240H8ZM72 238L73 239L76 238L75 239L76 241L73 240ZM198 238H200V239H198ZM187 240H191L190 243L192 246L189 245V241H187ZM205 240H207V243L209 245L206 242H204ZM212 240H214V242ZM73 241L75 242V244ZM100 241H102V243ZM103 241H104V243H103ZM106 241H108V242H106ZM185 241H186V244H185ZM195 241L198 243L196 244ZM201 241H202V244H201ZM20 242L22 244V247L25 248V250L23 252V256L25 258V261L24 260L22 261V259H20L19 262H15V259L13 257H10V258L8 257L6 262L3 261L0 264H45V263H41L40 259H39V256L41 254H46V252H44V251H46V250H44V248H45L44 245L33 244L31 241L30 235H28L25 238L19 239L17 241V243H20ZM97 242L101 243V245L98 244ZM90 243H91V245H89ZM205 243H206V246H205ZM93 244H94V246H93ZM176 244L179 246L177 247ZM180 244L183 246L181 247ZM199 244H201L202 246ZM185 245L189 249L192 248L194 250H197L196 251L197 254L195 255V257L193 259L192 258H190V259L185 258L184 253L187 250H189L188 248L186 249ZM90 246H93L94 248L93 247L91 248ZM167 246H170V249H168ZM171 246L174 247V248L172 247L174 249V251L169 252V250H173L171 248ZM238 246H237V249H238ZM259 246L261 247V249L263 248L262 251H261ZM180 247L182 248L181 250H179ZM197 247L200 248L201 251ZM184 248L186 249L185 251H184ZM175 249H177L178 251H175ZM258 249H260V250H258ZM166 256H167V258H166ZM250 256H251V258H250ZM256 256L258 258H256ZM259 256L263 260H259L260 259ZM163 261H165V262H163Z\"/></svg>",
	"mask_w": 264,
	"mask_h": 264
},
{
	"label": "bare ground",
	"instance_id": "bare-ground-1",
	"mask_svg": "<svg viewBox=\"0 0 264 264\" xmlns=\"http://www.w3.org/2000/svg\"><path fill=\"white\" fill-rule=\"evenodd\" d=\"M135 1H136V0H135ZM138 1H139V3H140L141 5H144L145 3L148 2V0H137V2H138ZM149 1H151V0H149ZM152 1H153V0H152ZM160 1H161V0H160ZM160 1H159V2H160ZM163 1H165V0H162L161 2H163ZM172 1H174V0H172ZM175 1H176V0H175ZM175 1H174L173 3H175ZM177 1H180V0H177ZM241 1H245V0H241ZM241 1H239V2H241ZM156 2L158 3V0H157ZM168 2L170 3L171 1L169 0ZM83 3H84V2H83ZM127 3H129V2H127ZM131 3H132V2H131ZM135 3H136V2H134V4H135ZM173 3H172V4H173ZM181 3H183L182 0H181ZM181 3H180V4H181ZM134 4H133V6H132V5H131V6H132V7L135 6L134 9H136V7H138V5H136V4H138V3H136L135 5H134ZM163 4H165V3H163ZM170 4H171V3H170ZM170 4H169V6H170ZM172 4H171V5H172ZM141 5L139 6V8L142 7ZM174 5H175V4H174ZM129 6H130V3H129ZM144 6H145V5H144ZM185 6H186V5H185ZM126 7H127V6H126ZM132 7H131V9H132ZM151 7H152V6H151ZM167 7H168V6H167ZM239 7H240V6H239ZM129 8H130V7H128V9L126 8L124 11H125V12H126V10L128 11ZM139 8H137V9H139ZM143 8H144V7H143ZM143 8H140V9H142L141 11L139 10L140 13H136V14H139V15H140L139 18H141V19H138V20H140V21H139V22L137 21V24H136V25L134 26V28H133V29L136 30V33H137V45H138L139 48H140V56H139L138 60L136 61L137 63H135V62L133 61L135 64L132 63V57H131V63H132V64L130 65L131 67H129V68H126V67H125V63H126V61H124V66H123V68L125 67L124 69H127V70H126V71L124 70L125 72L123 71V72H124V75H123L121 72L119 73V74H122V75H123V78H122V77L119 78V82H122L123 79H126L124 82H128V83L130 84V85H129V84L126 83L125 86H126L127 89H128V85H129V88L131 89V91L133 92V94H135V98H136L135 101H141V104H140L141 106H139V107H140V109H141V112L144 113V115H149V113L153 112V111H152V108L157 107L156 109H157V110L159 109L161 116L164 118V119L161 120V121L163 122V128L166 129L165 132L167 133L168 131H172V129H173V127H172V129L170 128V126L172 125V124H171L172 121L169 120V116H171V113L169 112L170 110H167L168 104H167V105L165 104V100H160V99L163 98L164 96H166V98L169 96V95L167 96V95H164V94H163L164 96L162 95V91H163V90L166 91V90H165V85H164V84H166V83L168 82V80H170V79L172 80V79H173V78H172V74H175V73H176V72L173 73V63H172L173 60L171 59L172 57L170 56L171 49H172V47H173L172 45H173L174 42H173V41H172V42L167 41V39H165V38L163 37L164 34H165V33H163V32H162L163 34H162L161 36L159 35L161 32H160L159 34H158V32H157V34H155L157 30H158V31H161V30H160L161 28L158 29V27H159L158 20H159V22H162V21H161L162 19H160V18L158 19V17H161V16H159V14L162 13V11H160V12L158 13V17H156V15H157V14L155 13V12H156V9H154L155 12H151V11H152V10H151V11H150L151 13H150V12L147 11V10H150L149 8H148L147 10L145 9L147 12H145V10H144ZM153 8H154V7H153ZM183 8H184V6H183ZM183 8H182V9H183ZM131 9H130V12H131ZM137 9H136V10H137ZM186 9L188 10V8H185V10H186ZM238 9H239V8H238ZM136 10H135V11H136ZM165 10H167V8H166ZM187 10H186V11H187ZM193 10H194V9H193ZM135 11H132V12H135ZM137 11H138V10H137ZM186 11H185V13H183V14H186ZM122 12H123V11H122ZM132 12H131V13H132ZM128 13H129V12H128ZM128 13H127V14L125 13V14H126L125 16H127V18H128V15H129V14L131 15V13H129V14H128ZM187 13H188V12H187ZM189 13H190V12H189ZM191 13H193L192 10H191ZM194 14H197V13H194ZM194 14H193V15L191 14V16H195ZM130 15H129V16H130ZM132 15H135V14L133 13ZM132 15H131V16H132ZM0 16H1V14H0ZM5 17H6V16H5ZM5 17H4V18H5ZM132 17H137V15H136V16H132ZM6 18H8V17H6ZM130 18H131V17H130ZM124 19H125V18L123 17V20H124ZM131 19H132V18H131ZM3 20H4V19H3ZM3 20H2V21H3ZM75 20H76V19H75ZM78 20H79V19H78ZM78 20H77V21H78ZM81 20H82V19H81ZM90 20H91V19H90ZM90 20H89V21H90ZM125 20H126V19H125ZM127 20H128V19H127ZM127 20H126V21H127ZM135 20H136V19H135ZM5 21H8V19L5 20ZM79 21H80V20H79ZM83 21H84V20H83ZM83 21H82V23H83ZM126 21H125V22H126ZM129 21H130V20H129ZM131 21H133V19H132ZM131 21H130L131 24H135V21H134V23H132ZM163 21H164V20H163ZM75 22H76V21H75ZM85 22H87L86 24H88V20H86ZM93 22H94V21H93ZM95 22L97 23V21H95ZM89 23H90V22H89ZM162 23H163V25H164V22H162ZM162 23H161V24H162ZM166 23H167V22H165V24H166ZM243 23H244V22H243ZM243 23H242V24H243ZM92 24H93V23H92ZM112 24H113V23H112ZM61 25H62V24H61ZM80 25H81V26L83 25L84 28H86V27H88V29H89V27L91 28V26H89V24H88V26L86 25V27H85V24H81V23H80ZM90 25H91V24H90ZM100 25H101V23H100L98 26H99V27L103 26V25H101V26H100ZM115 25L118 27V23H115ZM243 25H244V24H243ZM83 26H82L81 28H83ZM98 26H97V28H98V30H99V27H98ZM104 26H105V25H104ZM244 26H245V25H244ZM51 27H52V26H51ZM51 27L48 28L50 31H51ZM55 27H56V26H55ZM64 27L66 28V25H64ZM79 27H80V26H79ZM105 27H106V26H105ZM105 27H104V28H105ZM164 27H165V26H164ZM164 27H162V28H164ZM46 28H47V27H46ZM56 28H57V27H56ZM58 28H59V27H58ZM101 28H102V27H101ZM104 28H102V29H104ZM181 28H183V27H180V29H181ZM229 28H230V27H229ZM63 29H64V28H63ZM94 29H95V30H93V29H92V30H93V31H97L95 27H94ZM61 30H62V29H61ZM61 30H60V31H61ZM80 30H81V29H80ZM60 31L58 32V29H57L58 34L60 33ZM48 32H49V31H48ZM57 32H55V33H57ZM97 32H98V31H97ZM97 32H96V33H97ZM40 33H41V35H42V32H41V31H40ZM43 33H44V32H43ZM53 33H54V32H53ZM86 33H87V32H86ZM123 33H125V32L123 31ZM82 34H83V32H82ZM88 34L90 35V32H89ZM92 34H94V32H93ZM125 34H126V33H125ZM33 35H34V34H33ZM41 35H40V36H41ZM76 35H77V34H76ZM79 35H80V34H78V36H77L78 38H79ZM83 35H85V34H83ZM83 35H82V36H83ZM86 35H87V34H86ZM89 35H88V36H89ZM95 35H96V34H95ZM121 35H122V33H121ZM127 35H128V33H127ZM0 36H1V35H0ZM30 36H32V34H31ZM35 36H37V39H38V34H35ZM43 36H44V35H43ZM70 36H71V35H70ZM80 36H81V35H80ZM82 36H81V40H82ZM88 36H87V39H88ZM90 36H91V35H90ZM90 36H89V39H90ZM166 36H167V34H166ZM166 36H165V37H166ZM170 36H172V35H170ZM170 36H167V38H168V37L170 38ZM102 37H103V36H102ZM118 37H119V36H118ZM120 37H121V36H120ZM123 37H124V36H123ZM123 37H122V38H123ZM177 37H179V36L177 35ZM177 37H176V38H177ZM24 38H25V37H24ZM24 38H23V39H24ZM44 38H45V37H44ZM73 38H74V36H73ZM75 38H76V37H75ZM75 38H74V39H75ZM83 38H84V36H83ZM122 38H120V39L118 38V39L121 40ZM124 38H125V37H124ZM33 39H34V37H33ZM71 39H72V37H71ZM71 39H69V40H71ZM87 39L85 38V40H87ZM89 39H88V40H89ZM125 39H127V36H126ZM128 39H129V36H128ZM128 39H127V41H128ZM131 39H132V38H131ZM185 39H187V36H186V38H184V40H185ZM46 40H47V39H46ZM75 40H77V39H75ZM91 40H92V39H91ZM91 40H90V41H91ZM103 40H104V39H103ZM178 40H179V38H177V40L175 39V41H178ZM180 40H182V38H181ZM187 40H189V39H187ZM15 41H16V40H15ZM73 41H74V40H73ZM78 41L80 42V39L77 40V42H78ZM83 41H84V40H83ZM121 41H123V39H122ZM121 41H120V42H121ZM129 41H130V39H129ZM129 41H128V42H129ZM81 42H82V41H81ZM81 42H80V43H81ZM183 42H184V41H183ZM186 42H187V41H186ZM186 42H185V43H186ZM25 43H27L26 46H27L28 44H30V45L33 44V43L31 44V43H28V42H25ZM73 43H74V42H73ZM122 43H127V42H122ZM179 43L182 44V42H179ZM179 43L177 42V44H179ZM20 44H22V42H21ZM37 44H38V42H37ZM76 44H77V43H76ZM86 44H87V43H86ZM115 44H116V43H115ZM117 44H118V42H117ZM117 44H116V45H117ZM174 44H176V43H174ZM177 44H176L175 47H179V45L177 46ZM181 44H180V45H181ZM186 44H187V43H186ZM186 44H183V45H185V47H188V46L191 47V45L188 44V45L186 46ZM195 44H196V41H195ZM2 45H3V44H2ZM5 45H6V44H5ZM7 45H8V43H7ZM18 45H19V44H18ZM30 45L28 46V48H30ZM78 45H81V44H78ZM78 45H77V46H78ZM100 45H101V44H100ZM100 45H99V48H101ZM118 45H119V44H118ZM120 45H122V44H120ZM183 45H182V47H184ZM196 45L198 46V43H197ZM16 46H17V45H15V47H16ZM19 46H20V45H19ZM22 46H23L24 49H28L27 47L25 48V46H24L23 44H22ZM74 46H76V45L73 44V47H74ZM82 46H83V44H82ZM85 46H88V44L85 45ZM135 46H136V45H135ZM194 46H195V45H193V47H194ZM197 46L194 47V48L196 49V51H198V50H197V48H198ZM1 47H2V46H1ZM6 47H7V46H6ZM13 47H14V46H13ZM20 47H21V46H20ZM20 47H19V48H20ZM34 47L37 48L38 46L35 45ZM80 47H81V46H80ZM103 47H105V46H103ZM130 47H131V46H130ZM132 47H133V46H132ZM190 47H189V53L191 52L190 50L194 49V48H192V47H191V49H190ZM196 47H197V48H196ZM4 48H5V46H4ZM4 48H3V49H4ZM7 48L9 49V47H7ZM7 48H5L6 51H7ZM23 48L21 49V50H23V51H22L23 53H22V52H20V53L17 52V51L15 50V49H17V47H16L15 49L12 48V50L14 49V50L18 53V54L16 53L18 56H17L16 58L14 57L16 60L12 58V62H13V60H14L15 62H16L17 60L19 61V60H20V57H22V56L25 57V55L28 53V51L25 50L26 53H25V55H24V52H25V51H24ZM40 48H41V46H40ZM40 48H39L38 50L33 48V50H36L35 52L37 53V51H39ZM74 48L77 49V47H74ZM78 48H79V46H78ZM95 48H98V46L95 47ZM115 48H116V47H115ZM134 48H135V47H134ZM134 48H132V49H134ZM136 48H137V47H136ZM136 48H135V50H136V51H137V50L139 51V48H137V49H136ZM5 49H4V51H5ZM79 49H80V48H79ZM79 49H78V50H79ZM132 49H131V52H132ZM177 49H178L177 52L180 54L181 52H179V51H182V49H180V50H179V48H177ZM17 50H18V49H17ZM19 50H20V49H19ZM33 50H32V52H34ZM96 50H98V49H96ZM113 50H114V52H115V49H113ZM175 50H176V49L174 48V51H175ZM184 50H187V52H188V48H186V49H184ZM184 50H183V52H184ZM199 50H200V49H199ZM8 51H9V50H8ZM15 51H14V52H15ZM98 51H101V49H99ZM106 51H107V50H106ZM110 51H111V50H110ZM116 51H117V50H116ZM196 51H195V54L197 53ZM42 52H44V49H42ZM42 52H41V53H42ZM79 52H83V51L81 50V51H79ZM111 52H112V51H111ZM177 52H174L173 55H174L175 53H177ZM187 52H184V53L186 54ZM193 52H194V50H193ZM193 52H191V54H192ZM4 53L6 54V52H4ZM36 53H35V55L37 56ZM46 53H47V52H45V54H46ZM53 53H54V52H53ZM53 53H52V54H53ZM74 53H75V52H74ZM74 53H72V55L68 53V54L70 55V56H69V55H68V56H69V57H74ZM87 53H88V51H87ZM91 53L98 54L96 51H95V52H91ZM104 53H108V52H104ZM109 53H110V52H109ZM109 53L107 54V57H109ZM115 53H117V52H115ZM115 53H114L113 55H115ZM132 53H135V52H132ZM198 53H199V52H198ZM211 53H212V52H211ZM211 53H209V54H211ZM0 54L3 55V53L1 52V50H0ZM13 54H14V53H13ZM13 54H12V55H13ZM54 54H55V53H54ZM54 54H53V55H54ZM66 54H67V53H66ZM76 54H77V53H76ZM76 54H75V55H76ZM117 54H118V53H117ZM185 54H182V56L185 55ZM195 54H194V56H195ZM212 54H213V53H212ZM8 55H9V54H8ZM12 55H11V56H12ZM29 55L31 56V55H33V54H29V53H28L27 56H29ZM35 55H34V56H35ZM60 55H62V54H60ZM80 55H81V53H80ZM82 55H83V57L86 59V57H88L90 54L87 55L86 57L84 56V53H83ZM85 55H86V54H85ZM93 55H94V54H93ZM111 55H112V54L110 53V56H111ZM113 55H112V56H113ZM138 55H139V54H138ZM171 55H172V53H171ZM198 55H199V57L201 56L200 53H199ZM262 55H263V54H262ZM15 56H16V55H15ZM30 56H29V57H30ZM34 56H33V57H34ZM36 56H35V57H36ZM39 56H40V55L38 54L37 57L39 58ZM45 56H46V58H47L48 54H46ZM51 56H52V55H50V57H51ZM76 56H77V55H76ZM76 56H75L74 58H75V60L78 61V63H79V59L76 58ZM97 56H99V55H97ZM102 56H103V54H102ZM104 56H105V55H104ZM112 56H111L110 58H114V57H112ZM116 56H118V55H116ZM135 56H136V55L134 54V57H135ZM174 56H175V55H174ZM176 56H177V58H179V57H178V56H179L178 54H177ZM176 56H175V58H176ZM194 56H192L191 61H192V59H193ZM211 56L214 57L213 55H211ZM12 57H13V56H12ZM29 57H25V58H29ZM33 57H32V59H33ZM48 57H49V56H48ZM50 57H49V59L52 58V57H51V58H50ZM62 57H64V56H62ZM66 57H67V56H66ZM94 57H95V56H94ZM186 57H187V55H186ZM190 57H191V56H190ZM197 57H198V56H197ZM263 57H264V56H262V58H263ZM64 58H65V57H64ZM89 58H90V56H89ZM89 58H87V59H89ZM100 58H101V57H100ZM129 58H130V53H129ZM129 58H128V59H129ZM136 58H137V57H136ZM195 58H196V57H195ZM9 59L11 60L10 56H5V57H3V59L1 60V63H0V64H4L5 66H7L6 64L9 63V61H10ZM29 59H31V58H29ZM39 59H41V56H40ZM67 59H68V58H67ZM71 59H72V58H71ZM77 59H78V60H77ZM82 59H83V58H82ZM82 59H81V60H82ZM94 59H96V58H94ZM103 59H104V57H103ZM106 59H107V58H106ZM106 59H105V60H106ZM179 59H181V58H179ZM185 59H188V58H185ZM36 60H37V58H36ZM41 60H42V59H41ZM41 60H38V62L41 63V62L43 61V60H42V61H41ZM46 60H48V59H46ZM51 60H52V59H51ZM53 60H54V59H53ZM65 60H66V59H65ZM75 60H74V59L72 60V64H73L74 62H76ZM99 60H100V59H99ZM107 60H108V62H109V60H110V62L112 61V59H109V58H108ZM133 60H134V59H133ZM174 60H175V59H174ZM195 60L197 61V58H196ZM263 60H264V58H263ZM31 61H32V60H31ZM40 61H41V62H40ZM55 61L58 62V60H54L55 65H57ZM67 61H68V60H67ZM73 61H74V62H73ZM114 61H115V60H114ZM128 61H130V60H128ZM177 61H178V59H177ZM179 61H180V60H179ZM193 61H194V60H193ZM198 61H199V60H198ZM257 61H258V59H257ZM259 61H260V60H259ZM12 62H11V63H12ZM23 62H25V61L23 60L21 63H23ZM36 62H37V61H36ZM36 62H35V63H36ZM38 62H37V63H38ZM80 62H82V61H80ZM119 62H120V61H119ZM183 62H184V61H183ZM183 62H182V64H183L182 66H179V65H178L179 63H177L178 68H179V67H183V70H186V72H187V69H184L185 65H184ZM255 62H256V61H255ZM33 63H34V62H33ZM46 63H47V62H46ZM46 63H45V64H46ZM54 63H51V61H50L49 64H52V66H53ZM59 63L61 64V61L58 62V64H59ZM69 63H70V58H69ZM69 63H68V64H69ZM76 63H77V62H76ZM76 63H74L75 65H74V64H73V65L76 66V69H78V68H77V64H78V63H77V64H76ZM99 63H100V62L98 61V64H99ZM101 63H103V62H101ZM111 63H112V62H111ZM122 63H123V62H122ZM122 63H121V64H122ZM180 63H181V61H180ZM185 63H186V65H187V62H185ZM253 63H254V62H253ZM256 63H257V62H256ZM256 63H254V64H256ZM16 64H17V63H16ZM16 64H14V65H16ZM24 64H25V63H23L22 66H24ZM27 64H28V65H27ZM42 64H43V63H42ZM79 64L81 65V63H79ZM79 64H78L79 69L81 68V71H83V69H82L83 67H81V66H83V65L80 66ZM82 64H84V63H82ZM86 64H87V63H86ZM86 64H84V65H86ZM106 64H107V62H106ZM113 64H114V63H113ZM195 64H198V67H199V62H197V63L195 62ZM195 64H194V66H197V65H195ZM10 65H11V64H10ZM26 65H27V67H29V66H30V65H29V62L26 63ZM32 65H33V64H32ZM69 65H70V64H69ZM73 65H71V66H73ZM99 65H102V64H99ZM104 65H105V64H104ZM118 65H120V64H118ZM122 65H123V64H122ZM122 65H120V66L122 67ZM126 65L129 66V63H127ZM174 65H176V64L174 63ZM180 65H181V64H180ZM188 65H189V64H188ZM0 66H1V65H0ZM11 66H13V65H11ZM19 66H20V63H19ZM35 66H37V65H34V67H35ZM39 66H40V65H39ZM46 66L49 67L48 63H47ZM46 66H44V69H43V70H45V68H46V69L49 70V73H50V70H51V67H52V66H50V68H47ZM61 66H63V65L61 64ZM105 66H107V65H105ZM105 66H103V70L101 71V75H105V73H106V71H105V69H104V68H106ZM108 66H109V64H108ZM108 66H107V67H108ZM110 66H111V64H110ZM110 66H109L108 68H110ZM17 67H18V65H17ZM17 67H16V68L13 67V68H15V70H17ZM30 67H31V66H30ZM30 67H29V68H30ZM54 67H55V66H54ZM57 67H58V68H57ZM57 67H56L57 69L60 68V66H57ZM89 67H90V66H89ZM101 67H102V66H101ZM117 67H118V66H117ZM175 67L177 68V66H175ZM38 68H39V67H38ZM38 68L36 67V70H37ZM40 68H43V67L41 66ZM56 68H55V69H56ZM176 68H175V69H176ZM185 68H186V67H185ZM187 68H188V67H187ZM191 68H192V67H191ZM195 68H196V67H195ZM19 69H20V71L22 70L20 67H19ZM19 69H18V70H19ZM23 69H25V68H23ZM55 69H54V70H55ZM61 69H62V68H61ZM61 69H59V70L63 72V70H61ZM66 69H67V68H66ZM66 69H65V70H66ZM71 69H73V68H71ZM79 69H78V70H79ZM90 69H91V68H90ZM110 69H111V68H110ZM116 69H117V68H116ZM121 69H122V68H121ZM196 69H197V71H198V70H201V67H200V68H196ZM18 70H17V71H18ZM29 70L31 71V68H30ZM29 70H28V71H29ZM36 70H35V71H36ZM38 70H39V69H38ZM52 70H53V69H52ZM59 70H58V71H59ZM65 70H64V71H65ZM78 70H76V71H78ZM107 70H108V69H107ZM122 70H123V69H122ZM177 70H178L177 72L180 71L179 69H177ZM188 70H189V69H188ZM193 70L195 71L194 68H193ZM17 71H16V72H17ZM22 71L24 72V70H22ZM32 71L35 72L33 68H32ZM45 71H46V70H45ZM60 71H59V72H60ZM85 71H86V70L84 69V71H83L84 74H85ZM88 71H89V70H88ZM104 71H105V72H104ZM118 71H119V70H118ZM181 71H182V70H181ZM197 71H196V73L200 72V71H198V72H197ZM33 72H32V73H33ZM55 72H56V71H54V73H55ZM65 72H66V71H65ZM65 72H64V76H61V79L59 78V74H58V73H57L58 75H57L56 73H55L54 75H56L55 77H58L59 80L61 81V80L64 79L63 77H65ZM67 72H68V70H67ZM72 72H73V71H71V73H72ZM74 72H75V70H74ZM78 72H79V71H78ZM83 72H82V76L84 75ZM91 72L93 73L94 76H96V73L94 74L95 70H94V72H93V69H92ZM102 72H103L104 74H102ZM108 72H109V70H108ZM113 72H115V70H113ZM186 72H185V73H186ZM24 73H26V71H25ZM35 73H40V71H36ZM41 73H42V72H41ZM41 73H40V74H41ZM45 73H46V74H45L46 76H47V74L49 75L48 72H45ZM76 73H77V72H76ZM88 73H89V72H88ZM88 73H87V74H88ZM109 73H110V72H109ZM109 73H108V74H109ZM180 73H182V74L184 75L183 72H180ZM187 73H188V72H187ZM194 73H195V72H193L192 74L194 75ZM196 73H195V74H196ZM67 74H68V73H67ZM79 74H80V73H79ZM79 74L77 73V76L75 75L76 78L78 77ZM119 74H118V73H117V74H114V76H115V77H119V76H118ZM192 74H191V75H192ZM199 74H201V73H199ZM199 74H198V75H199ZM209 74H210V73H209ZM0 75H2V76L0 77V81H2V85H3V84H4V86L7 85V86H5L6 88L8 87L9 81H10V85H11V83H12L13 85H15L14 82H11V80H9V79H10V76H11V75L9 74V68L1 67V68H0ZM9 75H10V76H9ZM12 75H13V74H12ZM38 75H39V74H38ZM71 75H72V74H71ZM71 75H70V77H73V76H74V74H73V76H71ZM80 75H81V74H80ZM85 75H86V74H85ZM85 75L83 76L84 79L86 78V76L88 77V79H85V81H86V80H89V74L86 75V76H85ZM93 75L90 74V76L93 77V80L96 81V78L94 79V76H93ZM133 75H134V76H133ZM176 75H178V74H176ZM185 75L187 76V74H185ZM185 75H184V78L186 77ZM198 75H195V76H197L196 79H198ZM18 76H19V75H18ZM20 76H21V75H20ZM52 76H53V75H52ZM66 76H67V75H66ZM75 76H74V78H75ZM82 76H81V79H83ZM120 76H121V75H120ZM258 76H259V75H258ZM26 77H27V76H26ZM26 77H25V78H26ZM28 77H29V76H28ZM47 77H49V76H47ZM92 77H91V78H92ZM102 77H103V76H102ZM191 77H192V76H191ZM193 77H194V76H193ZM199 77H200V76H199ZM25 78L22 79V78L18 77V79H22V80H24ZM30 78H31V77H30ZM51 78H52V77H51ZM62 78H63V79H62ZM65 78L67 79V77H65ZM103 78H104V77H103ZM26 79H27V78H26ZM33 79H34V78H33ZM33 79H32V80H33ZM53 79H54V77H53ZM66 79H65V80H66ZM71 79H72V78H71ZM84 79H83V80H84ZM111 79L113 80V79H116V78H113V77H112ZM120 79H122V80L120 81ZM177 79H178V77H177ZM177 79H176V81H177ZM261 79H262V80L264 79V78H263V75L261 76ZM13 80H15V79H13ZM22 80L20 81L21 84H25V82H27V81H25V82L23 81L24 83H22ZM42 80L44 81L43 78H42ZM42 80H40V81H42ZM54 80H55V79H54ZM56 80H57V78H56ZM59 80H57V81L59 82ZM74 80H75V79H74ZM77 80H79V79H77ZM77 80H75V81L77 82ZM83 80L81 81V85H82ZM116 80H118V78H117ZM116 80H113L112 82H110V85L113 86V87L111 86L112 88H114V85L118 83V81H117L116 83H114ZM185 80H187V78H186ZM192 80H193V79H192ZM28 81H29V79H28ZM33 81L38 82L39 80L35 79V80H33ZM33 81H32V82H33ZM40 81H39V83L41 84L43 81H42V82H40ZM47 81H48V80H47ZM79 81H80V80H79ZM109 81H110V80H109ZM190 81H191V79H190ZM194 81H196L197 83H199L198 80H195V79H194ZM194 81H193V82H194ZM3 82H4V83H3ZM29 82H31V81H29ZM32 82H31V84H32ZM89 82H91V79L89 80ZM124 82H122V85H123ZM191 82H192V81H191ZM191 82H190V84H191ZM196 82H195V85H194V83H193V85H194V87H196L195 92H197V94H199L198 92H201V90H202V87H200V86H201V85L204 86L205 84H201V85L198 84V86L200 85L199 87L201 88V90L198 91L199 88L196 86V84H197ZM0 83H1V82H0ZM6 83H8V84H6ZM47 83H48V82H47ZM47 83H46V84H47ZM87 83H88V82H86V85L88 86ZM95 83L98 84V85H100V83H99L98 81L95 82ZM102 83H103V82H102ZM104 83H105V82H104ZM108 83H109V82H108ZM112 83H114V84H112ZM21 84H20V85H21ZM27 84H28V82H27ZM33 84H35V82H33ZM36 84H37V83H36ZM36 84H35V87H36ZM40 84H39V85H40ZM46 84H44V85H46ZM50 84H51V82H50ZM50 84H49V85H50ZM65 84H66V83H65ZM65 84H64V85H65ZM70 84H71V83H70ZM75 84H78V82L75 83ZM84 84H85V83H84ZM84 84H83V85H84ZM89 84H92V82L89 83ZM118 84H119V83H118ZM16 85H18V83H16ZM20 85H19V86H20ZM28 85H30V83H29ZM39 85H38V86H39ZM79 85H80V84H79ZM86 85H85V86H86ZM92 85H93V86H92ZM92 85H89V86H90L89 88H94V87H95L94 84H92ZM120 85H121V84H120ZM133 85H134V86H133ZM167 85H168V84H167ZM169 85H170V84H169ZM183 85H185V84H183ZM260 85H261V84H260ZM11 86H12V85H11ZM25 86H26V85H25ZM25 86L23 85V86H21V87H24V88H25ZM31 86H32V85H31ZM46 86H48V85H46ZM61 86H63V85H61ZM85 86L81 87L80 90H76V92H77L80 96L83 95L84 97H89V96H91V95H93V94H96V93L98 92L97 89L100 87V86H99L98 88L93 89L94 91H93L92 89L89 90V88H88V90L86 89V91H87V92H86L85 90L83 91V89H82V88H84ZM103 86H104V85H103ZM125 86H124V85L122 86V87L124 88L123 91L126 90V89H125ZM170 86H171V85H170ZM170 86H169V87H170ZM189 86H190V87H193L192 85H189ZM189 86L187 85V87H189ZM211 86L214 87L213 84H212ZM255 86H256V85H255ZM261 86H262V85H261ZM12 87H14V86H12ZM29 87H30V86H29ZM29 87H28V88H25V89L23 88L24 90H23L22 88H21V89L23 90V95L26 96V97H28V98L30 99V100H26L27 103H26V102H25V103L28 104V101H29V103H33V107H34V109H28V108L25 106V110H26V109L29 110V111L26 110V112H25L24 109L18 107V105H16V104L14 105V104L11 103V106L14 105L16 108H14V109H12V110L10 111L11 107H10V106H7V107H10V109L6 108V107H5L6 105L4 104L5 101H3V104H4L3 107H5L7 110H9V112H11V113H10V114H11V118L13 119V120L11 119V121H10V117H9L10 124L13 123V127L10 128V129L8 128L9 130L7 131V133H8V135H9V136H8V141H9V143H11V144H10L11 155H13V156H15V158H17V159H16L17 161H16V165H15V167H16V166L19 167L20 164H22L21 162H28V164H30V165L32 166L31 169H32L34 172H36L37 175H40L42 172H45V171H42L43 168L48 167V166L45 165V160H50V161H51V159H52L53 157H56V155H55L53 152L50 151L49 153H47V151H48L49 149H52V150L55 152V151L57 150V148H59V147H58V146H59V141H58V140H59V138H58L59 135L57 136V134H60V132L57 133V132L59 131V126H60V125H58V123H59V121H58V117H59V116H57V115L55 114V113H56L55 109L57 108V105H58L57 103H58V102H57V103L55 102L56 99L53 100V101L57 104V105H56V104H54V102H53V104L55 105V107H54L53 104H51V105L54 107V109L52 108V106L50 105V103H49L48 105H46L45 108H44V106H43V107H42L43 110L45 109L44 112H43V110H40V109H41V104H40V103H42V102L44 101L43 104H45L46 101H47V100H46L47 98L44 97V96H43V97L41 96V98H39L40 96H39V97L37 96V95L39 94V92H38V90H36L37 87L34 88V85H33L32 87H30V88H29ZM40 87H41V86H40ZM56 87H57V86H56ZM69 87H70V86H69ZM74 87H76V86H74ZM79 87H80V86H79ZM106 87H107V86H106ZM111 87H109L108 89L111 90V89H110ZM119 87H121V86H119ZM119 87H117V88H118L117 91L120 89ZM132 87H135V88L137 89V92H136V93H135V91H133L134 89H133ZM208 87H209V86L207 85V87H205V88H208ZM213 87L207 89V91H209V92H210V89L212 90V91H211V94H212V96L214 95L213 98H212L211 94H209L207 91H206V92L208 93V96L206 95V92H205V95H203L204 97H206L207 100H208L207 97H211L212 99H214V97H215V99H216V97H217V96H215V94H213V93H214V91H213ZM0 88H1L0 90H2L4 87L2 88V86H1V84H0ZM9 88H10V87H9ZM17 88H19V87L17 86ZM31 88H32V90H31ZM33 88H34L35 90H34ZM42 88H43V86H42ZM44 88H45V87H44ZM44 88H43V89H44ZM52 88H53V86L51 87V89H50V86H49V87H46V88H45L46 90H45V89H44V90L47 92V89L52 90ZM58 88H59V86H58ZM85 88H87V87H85ZM85 88H84V89H85ZM166 88H168V87H166ZM222 88H223V87H222ZM4 89H5V88H4ZM11 89H12V88H11ZM13 89L16 90V88H13ZM78 89H79V88H78ZM81 89H82V90H81ZM99 89H101V87H100ZM130 89H128L129 93H127V95L130 94V92H131ZM132 89H133V90H132ZM188 89H189V88H188ZM191 89H192V88H191ZM193 89H194V88H193ZM7 90H8V89H7ZM7 90H6V91H7ZM17 90H18V89H17ZM19 90H20V88H19ZM39 90H40V89H39ZM61 90H62V89H61ZM61 90H60V91L57 90V93L59 92V95H60V93H62ZM66 90H67V89H65V91H66ZM203 90L205 91V89H203ZM203 90H202V92L204 93ZM215 90H216V89H215ZM40 91L42 92V90H40ZM54 91H55V92L51 91L52 93H50V92L48 91L51 95H50L48 92L46 93V95H49V96L52 97V94H53V93L56 94V90H55V89H54ZM65 91L63 90L64 95L67 94ZM99 91H100V90H99ZM117 91H113V92L115 93V95H116V92H117ZM261 91H262V89H261ZM0 92H1V91H0ZM2 92H3V95H5V94H4V90H3ZM19 92H20V91H19ZM19 92H17V93H19ZM81 92H83V93H81ZM84 92H86V93L84 94ZM101 92H102V94H103L104 91H101ZM109 92H110V91L107 90V93H105V96L108 95ZM113 92H112V93H113ZM119 92H121V91H119ZM126 92H127V90H126ZM212 92H213V93H212ZM37 93H38V94H37ZM193 93H194V92H193ZM203 93H201V94H203ZM256 93H257V92H256ZM6 94H7V93H6ZM33 94H35L36 96H33ZM62 94H63V93H62ZM69 94H70V95H71V94L74 95L73 93H69ZM69 94H68V98H67L68 100H70V99H69V98H70ZM110 94H111V93H110ZM123 94H126V93L123 92ZM133 94H132V95H133ZM197 94L195 95V93H194V97H193V96H192V97L195 98V97L197 96ZM217 94H218V93L216 92V95H217ZM19 95H20V94H19ZM19 95H18V96H19ZM39 95H40V94H39ZM103 95H104V94H103ZM111 95L114 96V97H111L112 99L115 98V95H114V94H111ZM127 95H125V96H127ZM132 95H130V96L132 97V98L130 97L131 99L134 98V96H132ZM1 96H2V94H0V97H1ZM18 96H17V97H18ZM49 96H48V97H49ZM55 96H57V94H56ZM55 96H54V98H55ZM118 96H119V95H118ZM123 96H124V95H122L121 97H123ZM128 96H129V95H128ZM162 96H163V97H162ZM203 96H202V97H203ZM256 96H258V97L260 96V99H261V101H262V98H261V92H260V94H257ZM262 96H263V95H262ZM3 97H4V96H3ZM20 97H21V95H20ZM30 97H31V98H30ZM60 97H61V98H65V97H67V96H65V97L60 96ZM60 97H59V98H60ZM76 97H77V96L75 95V98H76ZM84 97H83V98H84ZM116 97H117V96H116ZM170 97H172V96H170ZM258 97H257V98H258ZM1 98H2V97H1ZM4 98L6 99V97H4ZM7 98H8V97H7ZM23 98H24V100H25V97H23ZM23 98L21 97V98H19V99H23ZM28 98H27V99H28ZM54 98H51V99H54ZM57 98H58V97H57ZM71 98H73V97H71ZM95 98H97V97H95ZM109 98H110V96H109ZM128 98H129V97H128ZM168 98H169V97H168ZM193 98H192V99L190 98L191 101L194 100ZM197 98H198V96H197ZM211 98H210V99H211ZM5 99H4V100H5ZM65 99H66V98H65ZM76 99H77V98H76ZM76 99H75V100H76ZM171 99H174V98L172 97ZM202 99L204 100V98H202ZM260 99H257V100H259L258 102H260ZM2 100H3V99H2ZM2 100H1V102H2ZM7 100H9V99H7ZM7 100H6V101H7ZM57 100H58V99H57ZM88 100H89V99H88ZM98 100H99V98H98ZM116 100H117V99H116ZM121 100H122V99H121ZM195 100H197V99H195ZM216 100H220V98H219V99H216ZM255 100H256V99H255ZM263 100H264V98H263ZM15 101H18V100L16 99ZM30 101H31V102H30ZM32 101H33V102H32ZM49 101H50V100H49ZM73 101H74V99H73ZM83 101H84V100H83ZM89 101H92V100L90 99ZM89 101H87V102L90 104ZM94 101H95V100H94ZM108 101H109V100H108ZM112 101H113V100H111V101H109V102H112ZM128 101H129V100L126 101L127 104H126V102H125V105H126V106H127V105H131V104H132L131 102H132L133 100H132V101L130 100V103H129ZM135 101H133V104H134ZM169 101H170V99H169ZM175 101H176V100H175ZM205 101H206V100H205ZM205 101H204V102H205ZM208 101H210V100H208ZM211 101H214V100H211ZM211 101H210V102H211ZM1 102H0V103H1ZM20 102H21V104H23V100L20 101ZM20 102H18L17 104H19ZM51 102H52V101H51ZM101 102H102V101L100 100V102H99L100 105H103ZM114 102H115V100L113 101V103H114ZM118 102H119V101H117V104L120 103V102H119V103H118ZM171 102H173V101H171ZM177 102H179V106H180V105H181V104H180V101H177ZM194 102H195V101H194ZM194 102H193V103H194ZM200 102L203 103V102L200 100L199 103H198V105H199V104H200V105H199V106L197 105L198 108L201 107V106H202V107L205 106V103H206V102L204 103V105L201 104ZM214 102H215V101H214ZM227 102H228V101H227ZM254 102H255V101H254ZM8 103H9V102H8ZM13 103H15V102H13ZM82 103H83V102H82ZM84 103H85V101H84ZM99 103H98V104H99ZM135 103H136V102H135ZM139 103H140V102H138L137 105H139ZM173 103H174V102H173ZM221 103H222V102H221ZM256 103H257V102H256ZM256 103H255V104H256ZM1 104H2V103H1ZM1 104H0V105H1ZM21 104H20L19 106H22ZM26 104H25V105H26ZM89 104H88V105H89ZM95 104H96V102H94V104H92V102H91V105H93V107L95 106ZM175 104H177V103H175ZM175 104H174V105H175ZM262 104H263V102H262ZM7 105H8V104H7ZM82 105H83V104H82ZM86 105H87V103L85 104V106H86ZM88 105H87V106H88ZM100 105H98V106H100ZM122 105H123V104H122ZM137 105L134 104V106H135L134 112H135V110L139 109V107H137ZM170 105H171V104H170ZM182 105H183V104H182ZM182 105H181V106H182ZM190 105H191V109H192V112H191L190 114H192L193 116L196 117V125H198V127H200L199 124L201 123V122H200L201 119H199V116H200V115H199V110H198V108L196 107L195 104H190ZM210 105L212 106V104H210ZM214 105H215V104H213V106H214ZM257 105H258V104H257ZM263 105H264V104H263ZM27 106H29V104H28ZM49 106H50V107H49ZM73 106H74V105H73ZM80 106H81V105H80ZM87 106H86L85 108H87ZM89 106H90V105H89ZM96 106H97V105H96ZM98 106H97V107H98ZM179 106H177V107H179ZM211 106H209L208 108H209V109L211 108V110H212V107H213V106H212V107H211ZM261 106H262V105H261ZM261 106H260V107H261ZM3 107H1V109H2ZM17 107H18V108H17ZM33 107H32V108H33ZM75 107H76V105H75ZM81 107L83 108V106H81ZM100 107H102V106H100ZM103 107L106 108L105 105H104ZM127 107H128V106H127ZM136 107H137V109H136ZM171 107H172V105H171ZM175 107H176V106H175ZM186 107H187V106H186ZM214 107H215V106H214ZM214 107H213V108H214ZM255 107H256V105H255ZM260 107H259V109H260ZM5 108H3V109H5ZM82 108H81V109H82ZM88 108H89V107H88ZM88 108L86 109V111H85V109H84V111H83L84 113L81 114L82 116L80 115L81 118L84 117V118H83L84 120H86V119H85V116H86L85 113L87 112V110H88L89 112L93 110V108H92V110H90L91 107H90V109H88ZM105 108H104V109H105ZM183 108H184V106L182 107V109H183ZM257 108H258V106L256 107V109H257ZM261 108L263 109V106H262ZM6 109H5L6 112H3V114L5 113V114H6V117H8V116H7L8 114H7V110H6ZM57 109H58V108H57ZM95 109H96V108H95ZM98 109H99V107H98ZM107 109H108V108H107ZM168 109H169V108H168ZM180 109H181V108H180ZM200 109H201V108H200ZM206 109H207V107H206ZM209 109H208V111H210V113H211V110H209ZM30 110H31V111L33 110V112H30ZM74 110H75V112L77 113L78 110H76V109H74ZM74 110H73V112H74ZM99 110H100V109H99ZM105 110H106V109H105ZM157 110H154V111H157ZM183 110H184V109H183ZM263 110H264V109H263ZM0 111H2V110H0ZM57 111H59V110H57ZM80 111H81V110H80ZM103 111H104V110H103ZM159 111H158V112H159ZM185 111H186V110H185ZM202 111H203V108H202ZM45 112H46V113H45ZM75 112H74V113H75ZM78 112H79V111H78ZM94 112H95V111H93V113H94ZM104 112H105V111H104ZM104 112H101V113H104ZM141 112H139V113H141ZM168 112L170 113V115L168 114ZM173 112H174V111H173ZM175 112H177V110H175ZM178 112H179V111H178ZM178 112H177V113H178ZM257 112H258V110H257ZM0 113H2V112H0ZM43 113H44V114H43ZM71 113H72V112H70V115H71ZM76 113H75V114H76ZM93 113H92V116H94ZM135 113H136V112H135ZM135 113H134V115H135ZM139 113H138V114H139ZM153 113H154V112H153ZM177 113H176V114L174 113V114L177 115ZM186 113H187V112H185V114H186ZM10 114H9V115H10ZM30 114H31V115H34V116L31 117ZM45 114H46L47 116H46ZM72 114H73V113H72ZM83 114H84L85 116H83ZM88 114H89V113H88ZM105 114H107V113H105ZM120 114H121V113H120ZM151 114H152V113H151ZM151 114H150V117H151L150 120L154 119V118H152ZM166 114H168V115L166 116ZM201 114H202V113H201ZM204 114H205V113H204ZM206 114H209V112H208V113L206 112ZM261 114H262V112H260V115H261ZM0 115H2V114H0ZM68 115H69V113H68ZM97 115H99V114H97ZM107 115H110V114H107ZM107 115H104V116H107ZM128 115H130V114H128ZM134 115H133V116H134ZM140 115H141V114H139V116H140ZM182 115H183V113H182ZM263 115H264V114H263ZM4 116H5V115H4ZM60 116H61V115H60ZM161 116H160V117H161ZM184 116H186V115H184ZM46 117H48V118H46ZM61 117H62V116H61ZM77 117H78L77 119H79V116H77ZM94 117H95V116H94ZM99 117H100V116H98V119H99ZM108 117L110 118V116H108ZM128 117H129V116H128ZM137 117H138V116H137ZM140 117H141V116H140ZM140 117H138V119H137V118H136V119H137V120H140V119H139ZM153 117H155V118L157 117V118H158V114L155 116V113H154V116H153ZM186 117H187V116H186ZM186 117H185L184 119H186ZM81 118H80V119H81ZM91 118H92V117H91ZM101 118H102V114H101L100 120L96 119V117H95L94 119H96V122H100V121L102 120ZM116 118H118V117L116 116ZM157 118L154 119V120L157 121ZM204 118L206 119L207 116L205 117V115H204ZM204 118H203V119H204ZM59 119H60V118H59ZM69 119H71V118H69ZM73 119H76V118L73 117ZM83 119H82V122L84 121ZM104 119H105V118H104ZM104 119H103L102 121H104ZM106 119H107V117H106ZM147 119H148V118H147ZM203 119H202V120H203ZM89 120H91V119H89ZM107 120H108V119H107ZM114 120H115V119H114ZM129 120H130V119H129ZM137 120H136V121H137ZM150 120H146V121L149 122ZM167 120H168V122H169V121L171 122V123H170L171 125L169 126V128H170L171 130H169V128H168V124H169V123L167 122ZM178 120H179V119H178ZM189 120H190V119H189ZM13 121H14V122H13ZM57 121H58V122H57ZM61 121H62V120H61ZM72 121H73V120H72ZM75 121H77V120H75ZM79 121H81V120H78L77 122H79ZM91 121H93V120H91ZM109 121H110V119H109ZM109 121H108V122H109ZM118 121H119L118 123L121 124L120 119H119ZM146 121L144 120L145 123H143V124L148 123V122H146ZM152 121H153V120H152ZM175 121H176V120H175ZM182 121H183V119H182ZM208 121H209V120H208ZM259 121H260V120H259ZM45 122H46L47 124H50L52 128H51L49 125H47V124L44 125ZM63 122H64V121H63ZM82 122H81V123H82ZM86 122H88V124H89L90 121H86ZM94 122H95V121H94ZM110 122L113 123L112 120H111ZM131 122H132V121H131ZM184 122L186 123V121H183V123H184ZM206 122H207V120H206ZM260 122H261V121H260ZM60 123H61V122H60ZM60 123H59V124H60ZM64 123H65V122H64ZM73 123H74V122H72V124H73ZM84 123H85V121H84ZM92 123H93V122H92ZM105 123H106V121H104V123H102V125H106V128H107V126H109V127L112 126V124H110V123H109L108 125L105 124ZM116 123H117V122H116ZM185 123L183 124V128L186 127ZM188 123H189V122H188ZM62 124H63V123H62ZM62 124H61V125H62ZM75 124H76V123H75ZM97 124H100V123H97ZM114 124H115V122H114ZM119 124H118V125H119ZM143 124L141 123L140 126L143 125ZM148 124H149V123H148ZM260 124H261V123H260ZM68 125H69V123H68ZM76 125H77V124H76ZM85 125H86V123H85ZM85 125H84V126H85ZM110 125H111V126H110ZM152 125H153V124H152ZM161 125H162V124H161ZM175 125H176V124H175ZM184 125H185V126H184ZM191 125H194V124H192V122H191V124H189V127H188L189 129L186 131L187 134L189 133V131H191V128H193V127L190 128ZM46 126H48V127H50V128H47ZM63 126H64V125H63ZM63 126H62V127H63ZM65 126H66V125H65ZM79 126H81V125L79 124ZM95 126H96V125H95ZM99 126H101V124H100ZM116 126H117V124H116ZM116 126H115V127H116ZM121 126H122V125H121ZM138 126H139V125H138ZM140 126H139V131L141 132L142 130H140V129H141L142 127L144 128V126H141V127H140ZM154 126H156V125H154ZM109 127H108V128H109ZM123 127H124V126H123ZM125 127H127V126H125ZM260 127H261V129H262V127H263V130H264V125H263V126H260ZM3 128L5 129V127H3ZM60 128H61V126H60ZM63 128H65V127H63ZM72 128H74V127H72ZM76 128H77V127H76ZM86 128H91V127L88 126V127H86ZM102 128H103V127H102ZM108 128H107L106 130H109ZM112 128H114V126H113ZM112 128H110V129H112ZM121 128H122V127H121ZM127 128H128V127H127ZM136 128H137V127H136ZM143 128H142V129H143ZM148 128H149V127H148ZM153 128H156V127H153ZM200 128H201V127H200ZM200 128H199V129H200ZM66 129H67V128H66ZM82 129H83V128H82ZM92 129H93V128H92ZM96 129H99V128L96 127ZM96 129H95V130H96ZM114 129H115V128H114ZM116 129H117V128H116ZM116 129H115V130H116ZM123 129H125V128H122L121 130L123 131ZM146 129H147V128L143 129L144 131H142V133L145 132ZM149 129H150V128H149ZM175 129H176V128H175ZM175 129H173V130H175ZM5 130H7V129H5ZM61 130H62V129H61ZM61 130H60V131H61ZM72 130H74V129H72ZM90 130H91V129H90ZM118 130H119V132L121 131L120 128H119V126H118ZM118 130H117V132H118ZM125 130H127V131H124V132H125V133L127 132V133L129 134L130 130H129V129H125ZM161 130H162V127H161ZM179 130H180V129H178L177 131L179 132ZM196 130H197V128H196ZM263 130H262V131H263ZM64 131H65V130H64ZM87 131H88V130H87ZM111 131H112V130H111ZM122 131L119 133V135H120L121 133H122V134L124 133V132H122ZM137 131H138V129H137ZM139 131H138V132H139ZM147 131H148V129H147ZM147 131H146V133H147ZM156 131H158L157 133H159L160 130H156ZM156 131H155V132H156ZM162 131H163V130H162ZM182 131H183V130H182ZM192 131H193V133H194L195 130H192ZM199 131H200V130H199ZM42 132L47 133V135H46L45 138H44V136L41 135ZM65 132H67V131H65ZM71 132H72V131H71ZM78 132H79V131H78ZM90 132H92V131H90ZM90 132H89V134H91ZM117 132H116V134H117ZM174 132H175V131H174ZM178 132H175V133L178 134ZM197 132H198V131H197ZM74 133H76V131H74ZM74 133H73V134H74ZM79 133H80V132H79ZM101 133H103V132H101ZM104 133H107V132L104 131ZM127 133H126V135H127ZM142 133H141V134H142ZM171 133L173 134V132H171ZM175 133H174V134H175ZM193 133H192V134H193ZM92 134H93V133H92ZM107 134H108V133H107ZM161 134H163V133L160 132L158 135H161ZM168 134H169V133H168ZM168 134H167V135H168ZM172 134H171V135H172ZM174 134H173V136L176 138L177 135L175 136ZM190 134H191V133H190ZM194 134H195V133H194ZM194 134L192 135V138H193ZM64 135H65V134H64ZM77 135H78V134L75 135V138H76ZM96 135H97V134H96ZM102 135L104 136V134H102ZM117 135H118V134H117ZM138 135H139V133H138ZM142 135H143V134H142ZM142 135H141V137H140V135H139V138L142 139V140H141V141H142L141 143H143V141H144ZM144 135H145L144 138H146V135H147V134H144ZM153 135L155 136L156 133H153ZM165 135H166V134H165ZM171 135L169 134V136H171ZM195 135H196V134H195ZM18 136H20V137H18ZM62 136H63V135H62ZM72 136H73V135H72ZM72 136L70 135V133H67L65 136H63V140H64V138H65V141H66V138H69V137L71 138ZM89 136H90V135H89ZM94 136H95V133H94ZM110 136H112V135H110ZM120 136H121V135H120ZM123 136L125 137V135H122V137H123ZM151 136H152V133H151ZM162 136H164V134H163ZM187 136H189V134H188ZM196 136H197V135H196ZM196 136H195V138H193L194 140H195L196 138H198V136H197V137H196ZM60 137H61V136H60ZM79 137H80V136H79ZM79 137H78V139H79ZM90 137H92V136H90ZM90 137H89V138H90ZM97 137H98V136H97ZM104 137H105V140H107V138H106L107 135H106V134H105ZM108 137H109V136H108ZM114 137H115V136H114ZM114 137H113V138H114ZM124 137H123V138H124ZM128 137H130V136L128 135V136H126L125 138L129 139L130 142H131V139H130L131 137H130V138H128ZM136 137H137V136H136ZM156 137H157V136H155V138H156ZM160 137H161V136H160ZM164 137H165V136H164ZM164 137H163V138H164ZM167 137H168V136H167ZM167 137H166V138H167ZM189 137H190V136H189ZM57 138H58V139H57ZM61 138H62V137H61ZM95 138H96V137H95ZM95 138H93L94 141L96 140ZM101 138H102V137H101ZM111 138H112V137H111ZM147 138H151V139H148L149 141L147 140L148 142H151L150 140H152V138H154V137L152 136V137H147ZM155 138H154V139H155ZM169 138H170V137H169ZM169 138H168V139H169ZM171 138H172V136H171ZM175 138H172V140L169 139L170 141H169V140H168V141L171 142V141H173V139H175ZM177 138H178V140H180L179 137H177ZM262 138H263V137H262ZM78 139H77V140L75 139L74 141H76V142L78 143V142H79ZM90 139H91V138H90ZM93 139H92V140H93ZM98 139L100 140V137H98ZM109 139H110V138H109ZM109 139H108V140H109ZM114 139H115V138H114ZM118 139H119V138H118ZM127 139H126V140H127ZM154 139H153V141L156 140V139H155V140H154ZM193 139H192V140H193ZM71 140H72V139H71ZM87 140H88V139H87ZM87 140H86V141H87ZM92 140H91V141H92ZM102 140H103V138H102ZM110 140H112V139H110ZM160 140L163 142V139L160 138ZM185 140H188V139H185V137H184V140H183V141H185ZM194 140H193V141H194ZM196 140H197V139H196ZM94 141H93V143H94ZM97 141H98V140H97ZM118 141H120V139H119ZM136 141H137V143H138V138H137ZM139 141H140V140H139ZM165 141L168 143L167 140H165ZM175 141H176V140H175ZM175 141H173L174 143L171 142V145H170V146H171L172 148H174L175 146H177L176 148H178V144L175 143ZM180 141H182V140H180ZM183 141H182L181 143H183ZM60 142H61V140H60ZM66 142H67V141H66ZM76 142H75V143H76ZM99 142H100V141H99ZM99 142H98L97 144H103V143H99ZM101 142H102V141H101ZM106 142H107V141H106ZM110 142H113V141H110ZM114 142H116V143L114 144V148L116 147L115 150H114L113 146L111 147V145H113V143L109 144V143L107 142L109 145H108V147H107V146H105V147L109 148V146H110V147H111V148L109 149L110 151H111L112 149H113L114 151H116V150H118V149H121V148H117V147H118V146L116 145V144L118 143L117 140H115ZM145 142H146V141H145ZM145 142L143 143L144 145H142V146H144V147H141V148H144V150H143V151H144V155H145V157L150 158V159H151V157H152V160H154L155 158H153V155H155V154H153V152H152V149H153V148L150 146V147L152 148V149H150V147H149L148 145H145ZM155 142L157 143V141H155ZM158 142H159L160 144L162 143V142L159 141V136H158ZM176 142H177V141H176ZM178 142H179V141H178ZM186 142H187V141H186ZM61 143H62V142H61ZM68 143H69V142H68ZM68 143H67L66 145H68ZM79 143H81V142H79ZM79 143H78V144H79ZM84 143H89V142L87 141V142H84ZM91 143H92V142H91ZM91 143H90V146H91ZM104 143H105V142H104ZM119 143H120V142H119ZM125 143H126V142H125ZM141 143L139 142V145H140ZM181 143L179 142V144H181ZM194 143H195V142H194ZM95 144H96V143H95ZM146 144H149V143L146 142ZM160 144H158V145H156V146H160ZM163 144H164L163 146H165L166 143L164 142ZM169 144H170V143H169ZM173 144H177V145H175V146L173 147V146H172ZM184 144H186V143H184ZM188 144H189V143H188ZM1 145H2V144H1ZM60 145H61V144H60ZM66 145H64V147H65ZM79 145H80V144H79ZM93 145H94V144H93ZM104 145H105V144H104ZM106 145H107V144H106ZM115 145H116V146H115ZM118 145H119V144H118ZM126 145H128V143H127ZM166 145H167V144H166ZM195 145H196V144H195ZM213 145H215V144H213ZM217 145H218V144H217ZM97 146H98V145H97ZM119 146H120V145H119ZM140 146H141V145H140ZM163 146H162V147H163ZM192 146H194V144H193ZM211 146H212V145H211ZM67 147H68V146H67ZM79 147H80V146H79ZM86 147H88V146H85V148H86ZM102 147H103V146H102ZM128 147H129V145H128ZM128 147L126 146L125 148H128ZM130 147H131V146H130ZM171 147H170V148H171ZM181 147H182L181 149H183V151H181V152L179 151V150H181V149L177 150L176 148H174V151H176V152H173V153H174L176 156H177V154H178V156H179V153H182V152H183L182 154L185 155V153H184V152H185V151H184L185 149L183 148V146H181ZM212 147L214 148V146H212ZM81 148L83 149L82 146H81ZM81 148H80V149H81ZM100 148H101V147H100ZM107 148H106V149L103 148V149H105V151H107ZM179 148H180V145H179ZM188 148H189V147H188ZM192 148H193V147H192ZM215 148H216V147H215ZM218 148H219V146H218ZM59 149H60V148H59ZM62 149H63V147H62ZM64 149H65V148H64ZM73 149H74V148H73ZM80 149H78L79 153H80V151H82V149H81V150H80ZM93 149H94V148H92V149H90V150H93ZM101 149H102V148H101ZM103 149H102L101 151H103ZM122 149H123V148H122ZM157 149H158V147H157ZM160 149H162V148H160ZM160 149H158V150H160ZM163 149H168V148H164V147H163ZM60 150H61V149H60ZM74 150H75V152H76V149H74ZM85 150H87V151L85 152V155H86V154L88 155V153H87L88 151H89V155H90L89 147H88V149H85ZM85 150H84V151H85ZM109 150H108V152L106 153V154L108 155V157L110 156L109 154H111V153L109 152ZM128 150H129V149H128ZM131 150H132V149H131ZM171 150L173 151V149H171ZM171 150H169V155L171 154L172 157L175 158V156L172 154V152L170 153ZM214 150H215V149H214ZM217 150H218V151H215L214 154H215V153L217 154V153L219 152V149H217ZM66 151H67V150H66ZM118 151H119V150H118ZM161 151H162V150H161ZM164 151H166V150H164ZM177 151H179V153H178ZM8 152H9V151H8ZM60 152H61V151H60ZM91 152H92V151H91ZM99 152H100V151H99ZM111 152H112V151H111ZM116 152H117V151H116ZM116 152H115V153L112 152V154L114 153V155L117 156V155H116ZM121 152H125V150H124V151L122 150ZM121 152H120V153H121ZM68 153H69V152H68ZM73 153H74V152H73ZM93 153H94V152H93ZM93 153H91V154H92L91 156H93ZM96 153H98V152H96ZM117 153L119 154V152H117ZM127 153H128V152H127ZM127 153H126V154H127ZM0 154L2 155V153H0ZM50 154H51V156L48 157ZM65 154H67V153H65ZM77 154H78V153H76V156H79V154H78V155H77ZM182 154H180V155H182ZM214 154H213V155H214ZM1 155H0V157H1ZM80 155H84V154H83V151H82V154H80ZM85 155H84V158H85ZM87 155H86V157L89 156V155H88V156H87ZM95 155H96V154H95ZM95 155H94V156H95ZM102 155H103V154H102ZM102 155H100V153H99V157H100V156L102 157ZM156 155H157V154H156ZM169 155L167 154V156H166V153H165L164 156H166L167 159H162V158H164V157H162V156H161V157L159 156V157H160V159H159V157L157 156V157H158L157 159H159V160H158V161L155 160V161L157 162V165H156V166H158L159 169L162 168V169L164 170L166 167H169V166H166L168 163H169V165H170V162H169L170 160H168V158L170 159V156H169ZM213 155H212V158H211V159L214 158ZM218 155H220V152L218 153ZM218 155H216V156H218ZM225 155H227V154H225ZM9 156H10V155H9ZM67 156L69 157V155H67ZM94 156H93V158H94ZM111 156H113V155H111ZM178 156H177V159H178V160H177V159H175V160L178 161L179 163H181V165H182V162H184V161L181 162V160L183 159V157H186V156H188V155H186V156H182V159H181V157L179 156L181 160L178 158ZM191 156H192V155H191ZM221 156H222V154H221ZM96 157H97V156H96ZM101 157H100V159H101ZM108 157H107V158H108ZM172 157H171V159H172ZM224 157H226V156H224ZM15 158H13V159H15ZM49 158H51V159H49ZM60 158H61V157H60ZM66 158H67V157H66ZM71 158H72V157H69L68 160L70 161ZM82 158H83V156H82ZM97 158H98V157H97ZM112 158H113V157H112ZM112 158H111V159H112ZM143 158H144V157H143ZM226 158H227V157H226ZM74 159H75V158H74ZM102 159H104V157H102ZM102 159H101V160H102ZM109 159H110V157L108 158V160H109ZM111 159H110V161H111ZM116 159H117V162H120V163H121V161L118 160V158H116ZM116 159H115V160L113 159V160L115 161L114 165L117 163V162H116ZM128 159H129V158H128ZM134 159H135V158H134ZM150 159H149V160H150ZM186 159H187V157H186ZM186 159H185V161L187 162ZM215 159H216V158H215ZM64 160H65V158H64ZM64 160H63V161H64ZM78 160H79V159H78ZM78 160H77V162L80 161V160H79V161H78ZM81 160H82V159H81ZM90 160H92V159H90ZM94 160H96V158H95ZM98 160H99V159H98ZM113 160H112V161H113ZM139 160H140V158H139ZM149 160H148V163L152 162L151 160H150V162H149ZM166 160H168V162H166ZM179 160H180V161H179ZM216 160H217V159H216ZM216 160H214L213 163H215ZM219 160H221V159L219 158ZM219 160H218V161H219ZM11 161H12V160H11ZM69 161H68V163H66V160H65V161H64L65 163H64V162H63L64 164L62 163V164L64 165V167H62V168H64V169H61L63 173L66 172V171H68L69 173L66 172V174H63V173H62V174L65 175L64 177L68 176V177H71V178H72V177L75 178L77 172L74 170V169H75V167H74V163H72V161L69 163ZM86 161H87V158H86ZM86 161H85V163H84L85 165H86ZM126 161H130V159H129V160H126ZM194 161H195V160H194ZM9 162H10V161H9ZM53 162H54V161H53ZM57 162H58V161H57ZM91 162H93V161H91ZM96 162H98V161H96ZM96 162H95V163H96ZM102 162H103V160H102ZM102 162H99V163H102ZM172 162H173V161H172ZM172 162H171V164H172V166H174ZM196 162H197V161H196ZM211 162H212V161H211ZM50 163H51V162H50ZM50 163H49V164H50ZM80 163H81V162H80ZM87 163H88V162H87ZM110 163H111V162H110ZM122 163H123V162H122ZM122 163H121V167L119 166L120 164H118L119 167H118V166H116V167H114V168L111 167L112 169L108 168L109 171L107 172V178H108V173H109V172H112V173L109 175V176H110L109 178H110V180L112 181V183H113V185H114L113 187H115L116 189L119 188V187H121V186L123 187V186L125 185V183H126L125 181H129V178H133V177L136 178V174H134V173L136 172V170H134V166H133V168H132V170H134V173H133V174H130V175H133V176H130V175L128 174L129 172L127 171V169H124V167H125L124 165H125V164H128V162L125 163V164H123L124 167L122 166ZM135 163H136V162H135ZM146 163H147V162H146V158H145V165H147ZM224 163H225V162H224ZM76 164H77V163H76ZM90 164H92V163H89V166H90ZM93 164H94V163H93ZM102 164H103V163H102ZM107 164H108V163H107ZM150 164H151V163H150ZM176 164H178V163H176ZM215 164H216V163H215ZM215 164H214V167H215ZM221 164H222V163H221ZM239 164H240V163H239ZM239 164H238V165H239ZM9 165H11V164H9ZM78 165H79V163H78ZM82 165H83V164H82ZM131 165H132V164H131ZM131 165H130V166H131ZM133 165H134V164H133ZM136 165H139V164H136ZM181 165H180V166H181ZM196 165L198 166V164H196ZM216 165H217V164H216ZM222 165H223V164H222ZM222 165H220L219 167L221 168ZM232 165H233V164H232ZM232 165H231V166H232ZM236 165H237V164H236ZM236 165H235V170L238 169V167H237ZM11 166H12V165H11ZM13 166H14V164H13ZM28 166H29V165H28ZM86 166H87V165H86ZM106 166H107V165H106ZM112 166H113V164H112ZM130 166H129V167H130ZM172 166H170V167H172ZM180 166H177V167L180 168V169H182ZM199 166H200V165H199ZM212 166H213V165H212ZM233 166H234V165H233ZM239 166H240V165H239ZM50 167H51V168L53 167V169H54L55 166H54V165H53V166L50 165ZM80 167H81V166H80ZM83 167H84V165H83ZM92 167H95V168H96V165H95V166H92ZM92 167L90 166V168H92ZM97 167H98V171H99V167H100V166H98V163H97ZM103 167H104V165H103ZM131 167H132V166H131ZM137 167H138V166H137ZM154 167H155V165H154ZM164 167H165V168H164ZM175 167H176V166H175ZM216 167L219 168L218 166H216ZM216 167H215V168H216ZM223 167H224V168H223ZM227 167H228V165H227ZM236 167H237V168H236ZM4 168H5L4 170L7 171L8 168H6V167H4ZM9 168H10V166H9ZM81 168H82V167H81ZM84 168H86V167H84ZM95 168H94V169H95ZM125 168H128V166L125 167ZM145 168H146V167H145ZM158 168H157V169H158ZM173 168H174V167H173ZM197 168L199 169V167H197ZM210 168H211V166H210ZM222 168H223V169H226V167H225L224 165L222 166ZM228 168H229V167H228ZM228 168H227V170L230 169V168H229V169H228ZM19 169H20V168H19ZM96 169H97V168H96ZM96 169H95V170H96ZM108 169H107V170H108ZM135 169L138 170V168H135ZM155 169H156V168H155ZM168 169H169V168H168ZM180 169H179V170H180ZM223 169H221V170H223ZM17 170H18V169H17ZM20 170H21V169H20ZM86 170H87V168H86L84 171L86 172ZM89 170L91 171V170H93V168H92V169H89V168H88L87 171H89ZM132 170H131V171L129 170V171L132 172ZM165 170L167 171V169H165ZM174 170H177V168H175ZM184 170H185V168L183 167V170L181 171V174L184 172ZM195 170H196V168H195ZM209 170H210V169H209ZM218 170H219V169H218ZM221 170H220V172H221ZM227 170H226L227 177H225V180L228 178V174H229V172L227 173ZM231 170H233V167H232V169H230L229 171H231ZM235 170L232 172L231 176H232L233 174H235V175L237 176L236 173H238V175H239V174L241 175V173H240L241 170H242L241 168H240V171H239V172H238V171L235 172ZM238 170H239V169H238ZM5 171H4V172H5ZM54 171H55V169H54ZM82 171H83V170H82ZM96 171H97V170H96ZM98 171H97V172H98ZM100 171H101V169H100ZM102 171H104V169H103ZM125 171H127L128 173H126ZM157 171H158V170H157ZM172 171H173V170H172ZM186 171H187V169H186ZM186 171L183 173V175H184V174H188V173H186ZM213 171H214V169H213ZM243 171H244V169H243ZM243 171H242V173L245 174ZM9 172L11 173L10 169H9ZM21 172H24V171L21 170ZM46 172H47V171H46ZM46 172H45V173H46ZM75 172H76V174H75ZM85 172H84V174H85ZM137 172H138V171H137ZM137 172H136V173H137ZM160 172H161V170L159 171V173H160ZM162 172H163V171H162ZM162 172H161V174H162ZM173 172H174V171H173ZM175 172H176V174H177L178 171H175ZM187 172H188V171H187ZM215 172H217V171H215ZM234 172H235V173H234ZM6 173H7V172H6ZM25 173H26V172H24V174H25ZM55 173H56V176H57V174H59L60 172H59V170H56ZM86 173H88V172H86ZM89 173H90V172H89ZM91 173H92V171H91ZM113 173H114L117 177H113V178H112L111 175H113ZM157 173H158V172H157ZM165 173H168V171L165 172ZM165 173H164V174H165ZM198 173H199V172H198ZM7 174H9V173H7ZM7 174H6V175H7ZM17 174H18V173L16 172V174H13V176L15 177V175L17 176ZM33 174H34V173H33ZM33 174H32V176H33ZM62 174H61V175H62ZM67 174H68V175H67ZM94 174H95V173H94ZM99 174H100V173H99ZM103 174H104V173H103ZM138 174H139V173H138ZM181 174H177V175L182 176ZM6 175H5V176H6ZM9 175H12V174H9ZM18 175H19V174H18ZM25 175H27V174H25ZM29 175H30V174H29ZM34 175L36 176V174H34ZM47 175H49L50 178H51V173H50V174H47ZM47 175H46V177H47ZM63 175H62V176H63ZM77 175H78V174H77ZM89 175H91V174H89ZM115 175H114V176H115ZM134 175H135V176H134ZM197 175H198V174H197ZM13 176H10L11 179H15ZM20 176H21V175H20ZM78 176L80 177V175H78ZM97 176H100V175H97ZM157 176H158V175H157ZM163 176H164V175H162L160 178H163ZM165 176H166V174H165ZM186 176L188 177V175H186ZM186 176L184 175V178H185ZM189 176H190V174H189ZM212 176H214V175H212ZM224 176H226V175H223L222 177H224ZM242 176H244V175H242ZM242 176H240V177H242ZM12 177H13V178H12ZM26 177H27V176H26ZM37 177L39 178V176H37ZM105 177H106V176H105ZM128 177H129V178H128ZM137 177H138V176H137ZM171 177H173V176H171ZM171 177L168 176V179L171 178ZM191 177L193 178V175H191ZM220 177H221V176H220ZM220 177H219V179L221 180L222 177H221V178H220ZM229 177H230V174H229ZM233 177H235V176H233ZM240 177H237V178H239V180H238L239 182H241V180H243V179L240 178ZM5 178H6V177H5ZM19 178H20V177L18 176L17 179H19ZM47 178H48V177H47ZM60 178H61V176H60ZM66 178H67V177H66ZM66 178H65V180H67ZM90 178H91V177H90ZM99 178H100V177H99ZM99 178H98V179H99ZM111 178H112V179H111ZM135 178H133V179H135ZM175 178H176V177H175ZM178 178H179V176H178ZM188 178H189V177H188ZM188 178H186V179L188 180ZM192 178H191V183H192V181H194V178H193V179H192ZM211 178H212V177H211ZM247 178H248V177H247ZM11 179L9 180V177H8L7 180L10 182V181H12ZM33 179H34V176H33ZM36 179H37V178H36ZM61 179H62V178H61ZM61 179H60V180H61ZM63 179H64V178H63ZM63 179H62V180H63ZM68 179H69V178H68ZM133 179H130V181L132 182ZM137 179H139V178H137ZM186 179H185V180L183 179L182 181H184V182L187 183V185H188V183H189L190 181H189V180L187 181ZM214 179H215V177L213 178V180H214ZM216 179H218L217 176H216ZM216 179L214 180V182L216 181ZM248 179H249V178H248ZM262 179H263V178H262ZM0 180H1V179H0ZM37 180H38V179H37ZM72 180H74V179H72ZM93 180H94V179H93ZM93 180H92V184H94ZM102 180H103V179H102ZM110 180H108V181H110ZM166 180H167V179H166ZM166 180H165V183H166ZM169 180H171V179H169ZM179 180H180V179H179ZM225 180H224V181H225ZM227 180H228V179H227ZM227 180H226V182H227ZM263 180H264V179H263ZM19 181H21V180H18V182H19ZM34 181H35V179H34ZM38 181H39V180H38ZM40 181H41V180H40ZM51 181H52V180H51ZM51 181H50V182H51ZM63 181H64V180H63ZM74 181H75V180H74ZM99 181H100V180H99ZM104 181H105V180H104ZM122 181L125 182L124 185H122V183H123ZM180 181H181V180H180ZM218 181H219V180H218ZM249 181H250V179H249ZM1 182H2V181H1ZM1 182H0V184L2 185ZM12 182H15V183H16V181H12ZM45 182H46V181H45ZM65 182H66V181H64V183H65ZM69 182H71V181H69ZM106 182H107V179H106ZM133 182H136V183H137L138 180H137V181H136V180H135V181L133 180ZM163 182H164V181H163ZM167 182H169V184L171 183V181H167ZM226 182H224V183L226 184ZM15 183H14V184H15ZM67 183H68V181H67ZM71 183H72V182H71ZM76 183H77V182H76ZM76 183L74 182L73 184H76ZM127 183H128V182H127ZM165 183H163V184L166 185ZM182 183H183V182H182ZM185 183H183V184H185ZM196 183H197V180H196ZM216 183H218V182H216ZM216 183H215V184H216ZM241 183H243V181H242ZM251 183H252V182L250 181V183L247 184V187H248V185H250V187H251ZM14 184H13V185H14ZM59 184L62 185V184L60 183V181H59ZM81 184H83V183H81ZM92 184H91V185H92ZM104 184H105V185H104ZM106 184H107V183H104V182H103V185H104L105 187L107 186ZM128 184H130V182H129ZM132 184H133V183H132ZM132 184H130V186H129L130 188L132 187V186H131ZM169 184L167 183V186H168ZM189 184H190V183H189ZM192 184H194V183H192ZM192 184H191V185H192ZM244 184H245V183H244ZM252 184L254 185V183H252ZM10 185H11V184H10ZM13 185H11V188H12ZM60 185H59V187H57L59 190L57 189L56 192H58L60 195L63 194V196H64V195L67 196V193L69 194V192H71V191L74 189V186H72V187H70V188H72L71 191H68V188H67V187H69L70 185L67 186V185H68V184H67V185H66V188L62 187V186H64V185H62V186H60ZM76 185H77V184H76ZM98 185H100V183H99ZM108 185H109V184H108ZM110 185H111V183H110ZM197 185H198V183H197ZM197 185H195V186L198 187ZM216 185H217V184H216ZM253 185H252V188L255 186V185H254V186H253ZM4 186H5V185H4ZM15 186H17V185H15ZM78 186H79V185H78ZM95 186H96V185H95ZM100 186H101V185H100ZM126 186H127V184H126ZM126 186H125V187H126ZM133 186H134V185H133ZM137 186H140V185L138 184V185H136V187H137ZM169 186H170V185H169ZM185 186H186V184H185ZM185 186H184V187H185ZM192 186H193V185H192ZM262 186H263V185H262ZM13 187H14V186H13ZM40 187H41V186H40ZM42 187H43V186H42ZM82 187H83V185H82ZM84 187H85V185H84ZM107 187H108V186H107ZM122 187H121V190H122L121 192H123V190H124V187H123V188H122ZM136 187H135V189H138V188H139V187H137V188H136ZM240 187L243 188V187H244L243 184H242V186H240ZM250 187H248V188H250ZM43 188H44V187H43ZM51 188H52V187H51ZM70 188H69V189H70ZM76 188H77V187H76ZM78 188L80 189V187H78ZM126 188H127V187H126ZM133 188H134V187H133ZM133 188H131V189L134 191ZM167 188H168V187H166V189H167ZM169 188H170V187H169ZM237 188H238V187H237ZM242 188H240V190H239V189H238V190L241 191ZM3 189H5V188H3ZM12 189H14V188H12ZM79 189H78V190H79ZM84 189H85V188H84ZM84 189L82 188V190H84ZM87 189H88V188L86 187V190H87ZM107 189H109V188H107ZM110 189H112V188H110ZM113 189H114V188H113ZM161 189H162V188H161ZM161 189H160V190H161ZM166 189L164 188L165 191H166ZM177 189H178V188H177ZM177 189H176V190H177ZM179 189H181L180 186H179ZM179 189H178V190H179ZM190 189H191V188H190ZM194 189H195V188H194ZM194 189H192V190H194ZM243 189H244V188H243ZM37 190H38L39 193H40L41 190H39V189H37ZM55 190H56V189H55ZM86 190H84V191H82V192L79 190L80 192H79V191H78V192H79V193H83V192H85ZM114 190H115V189H114ZM138 190H139V189H138ZM162 190H163V189H162ZM168 190H169V189H167V191H168ZM173 190L175 191V189H172L171 192H173ZM182 190H183V192H182ZM186 190H187V192H189V189H188V188H187ZM186 190L181 189V190H179V191L182 192V194L184 195ZM253 190H255V189L253 188ZM51 191H52V190H51ZM75 191H77V190H75ZM90 191H91V189H90ZM90 191H86V192L89 193ZM127 191H128V190H127ZM130 191H131V190H130ZM139 191H140V190H139ZM139 191H138V193H139ZM167 191H166V192H167ZM248 191H249V190H248ZM251 191H252V190H251ZM262 191H263V190H262ZM98 192H99V191L94 192V193H98ZM100 192H101V191H100ZM131 192H132V191H131ZM131 192H130V195H128V196H129L128 198H130L131 194L133 193V192H132V193H131ZM134 192H137V190H135ZM168 192H170V191H168ZM171 192H170V193H171ZM180 192L178 193V195H179L178 197H180V196L182 197V194H180ZM74 193H75V194H73V191H72V193L69 194L68 197L70 198V195H72V194H73L74 196H71V197H72L71 199H73V197H78V196H79V195H78V196L76 195L77 192H74ZM79 193H78V194H79ZM94 193H93V194H94ZM125 193H126V192H125ZM174 193H175V192H174ZM245 193H246V192H245ZM251 193H254V192H251ZM251 193H250V194H251ZM8 194L11 195V193H8ZM40 194H41V193H40ZM50 194H52V193H50ZM56 194H57V193H56ZM59 194H58V197L60 196ZM101 194H102V193H101ZM104 194L107 195V194H109V193H107V194L104 193ZM113 194H115V196H116V193L113 192ZM127 194H129V193L127 192ZM127 194H125V195H127ZM134 194H135V193H134ZM248 194H249V193H248ZM20 195H21V194H20ZM20 195H19V196H20ZM26 195H27V194H26ZM26 195H25V197H27ZM90 195H91V194H90ZM98 195H99V194H98ZM105 195L102 194L103 197L100 195V198H101V199L98 198V202H99L98 204H100L102 201L104 202V201L106 200L107 197H106ZM111 195H112V194H111ZM117 195H118V194H117ZM121 195L124 196V193H121ZM136 195H137V194H136ZM241 195H243V192H242ZM245 195H246V194H245ZM251 195L253 196V194H251ZM45 196H46V195H45ZM65 196H64V197H65ZM80 196H81V195H80ZM92 196H93V195H92ZM96 196H97V195H96ZM108 196H110V195H108ZM176 196H177V195H176ZM248 196H250V195H248ZM12 197H13V196H12ZM20 197H21V196H20ZM25 197L22 195L21 200H22V198H25ZM28 197H30V196H28ZM56 197H57V196H56ZM60 197H61V196H60ZM60 197H59V198H60ZM105 197H106V198H105ZM116 197H117V196H116ZM126 197H127V196H125V198H126ZM183 197H184V196H183ZM254 197H255V196H254ZM65 198H67V197H65ZM78 198H79V197H78ZM89 198H91V197L89 196ZM92 198H93V197H92ZM103 198H105V200H102ZM112 198L114 199V197H112ZM112 198L110 197L111 200H113ZM118 198H119V197H117V199H118ZM128 198H127V199H128ZM133 198H135V197L133 196V197H131L130 199H133ZM185 198H186V197H185ZM250 198H251V197H250ZM7 199H8V198H6V200H7ZM13 199H14V198H13ZM26 199H27V198H26ZM54 199H55V198H54ZM57 199H58V198H57ZM81 199H82V198L79 199L80 202H83V201H81ZM87 199H88V198H87ZM94 199H95V197H94ZM94 199H92V201H93ZM108 199H109V198H108ZM108 199H107V200H108ZM176 199H177V197H175L174 200L172 199L173 202H175ZM181 199H182V198H181ZM55 200H56V199H55ZM58 200H61V198L58 199ZM75 200H77V198H76ZM79 200H78V202H79ZM85 200H86V197H85ZM96 200H97V199H96ZM101 200H102V201H101ZM118 200H119V199H118ZM118 200H117V201H118ZM178 200L180 201V198H179ZM178 200H177V201H178ZM182 200H183V199H182ZM186 200H187V199H186ZM186 200H184V201L186 202ZM192 200H193V199H192ZM192 200H191V201H192ZM8 201H9V200H8ZM28 201H29V200H28ZM28 201L25 200V202H28ZM69 201H70V199H69ZM88 201L90 202L91 200L89 199ZM88 201H86V203H87ZM117 201H115V206H116V207L118 206V205H116V203L118 204ZM120 201H121V200H120ZM131 201H132V200H131ZM184 201H183V202H184ZM15 202H16V199H15ZM21 202H22V201H21ZM44 202H45V201H44ZM46 202H47V201H46ZM46 202H45V204H46ZM48 202H50V201L48 200ZM57 202H58V201H57ZM66 202H67V200L64 199V201H63V205H64V203H65V204H69V203H66ZM84 202H85V201H84ZM89 202H88V203H89ZM94 202H95V201H94ZM96 202H97V201H96ZM103 202H102V203H103ZM107 202H108V201H107ZM193 202H194V201H193ZM8 203H9V202H8ZM16 203L18 204V202H16ZM23 203H24V202H23ZM30 203H31V202H30ZM53 203H54V202H53ZM58 203H61V202H58ZM71 203L73 204V200L71 201ZM91 203H92V202H91ZM104 203H105V205H108V204H106V201H105ZM109 203H112V201H110ZM121 203H123V201H121ZM121 203H120V204H121ZM132 203H134V200H133ZM132 203H131V204H132ZM170 203L172 204V202H170ZM178 203H179V202H177V204H178ZM186 203H187V202H186ZM10 204H11V203H10ZM48 204H49V203H48ZM56 204H57V203H56ZM112 204H113V203H112ZM181 204H182V201H181ZM189 204H191V203H189ZM196 204H197V203H196ZM205 204H206V203H205ZM58 205H60V204H57V206H58ZM74 205H75V207H77V206H81V205H79V204L77 205V203L74 204ZM74 205H73V206H74ZM82 205H83V204H82ZM87 205H88V204H87ZM92 205H96V204H93V203H92ZM122 205L127 206V204H125V202H124ZM172 205H173V204H172ZM174 205H176V203H175ZM179 205H180V204H179ZM182 205H183V204H182ZM46 206H48V205L46 204ZM65 206H66V205H65ZM67 206H68V205H67ZM112 206H113V205H112ZM115 206H114V207H115ZM180 206H181V205H180ZM180 206L177 205L178 210H180V209H179ZM187 206H188V205H187ZM198 206H200V205H198ZM18 207H19V206H18ZM18 207H17V208H18ZM49 207H50V206H49ZM62 207H63V206H62ZM62 207H61V208H62ZM84 207H85V206H84ZM84 207H82V208L84 209ZM91 207H92V206L89 205V208H91ZM105 207H107V206H105ZM105 207H104V208H105ZM108 207H109V205H108ZM128 207H129V206H128ZM136 207H137V206H136ZM184 207H185V206H184ZM184 207H182V208H184ZM188 207H189V206H188ZM190 207H191V206H190ZM194 207H197V206H194ZM19 208H20V207H19ZM64 208H65V207H64ZM79 208H80V207H79ZM111 208H112V207H111ZM197 208H198V207H197ZM49 209H50V208H49ZM68 209L70 210V209H72V208H68ZM68 209H66V210H68ZM74 209H75V208H74ZM76 209H77V208H76ZM83 209H82V210H83ZM101 209H102V208H100V211H101ZM82 210H81L80 213H84V212H82ZM103 210H104V211H103V214H105V209H103ZM108 210H109V209H108ZM114 210H116V208H115ZM118 210H119V209H118ZM178 210H177V208H176L177 214H178ZM181 210H182V209H181ZM181 210H180V211H181ZM106 211H107V210H106ZM109 211H110V210H109ZM21 212H22V211H21ZM67 212H68V211H67ZM74 212H76V211H74ZM120 212H121V211H120ZM188 212H189V211H188ZM28 213H29V212H28ZM71 213H73V211H71ZM76 213H77V212H76ZM100 213H101V212H100ZM106 213H107V212H106ZM113 213L115 214L116 212L113 211ZM184 213H187V211L184 212ZM193 213H194V212H193ZM206 213H207V212H206ZM78 214H79V212H78ZM107 214H108V213H107ZM114 214H113V215H114ZM175 214H176V212H175ZM191 214H192L191 212H190V214H189L190 216H189L188 214H184V217L187 215V217L190 218V217H191ZM195 214H196V213H195ZM198 214H199V213H198ZM69 215H70V214H69ZM84 215H85V213H84ZM99 215H100V214H99ZM196 215H197V214H196ZM78 216H79V215H78ZM80 216H82V215L80 214ZM80 216H79V219L81 218ZM102 216H103V218H104L105 215H102ZM108 216H110V212H109V215H108ZM108 216L106 215L105 217H108ZM111 216H112V215H111ZM198 216H199V215H198ZM205 216H206V215H204V218H205ZM4 217H7V218L5 219ZM32 217H33V216H32ZM37 217H38V216H37ZM37 217H35V218H37ZM83 217H84V216H83ZM208 217H209V216H206V218H208ZM213 217H214V216H213ZM188 218H187V220H190V219H188ZM199 218H200V216H199ZM209 218H210V217H209ZM112 219H113V218H112ZM118 219H120V218H118ZM125 219H126V218H125ZM179 219L181 220V219H183V218L180 217ZM195 219H196V217H195ZM37 220L39 221V217H38ZM73 220H78V219H77V217H76V219H73ZM114 220H115V218H114ZM114 220H113V222H114ZM183 220H184V219H183ZM183 220H182V221H183ZM196 220H197V219H196ZM196 220H195V221H196ZM198 220H199V219H198ZM206 220H207V219H206ZM209 220H210V219H209ZM209 220H208V223H211L212 221L210 220L211 222H209ZM213 220H214V219H213ZM215 220L218 221V219H215ZM78 221H79V220H78ZM78 221H77V222H78ZM80 221H82V218H81ZM80 221H79L78 223H80ZM84 221H85V223L88 222V221H86V220L84 219V220H83V223H84ZM117 221H119V220H116L115 222H117ZM178 221H179V220H178ZM191 221H192V220H191ZM217 221H216V222H217ZM43 222H44V220H43ZM45 222H46V221H45ZM73 222H74V221H73ZM109 222H110V221H109ZM109 222H108V223H109ZM122 222H123V221H122ZM179 222H181V221H179ZM204 222H206V221L204 220ZM48 223H49V222H48ZM75 223H76V222H75ZM120 223H121V222H120ZM125 223H126V222H125ZM125 223L123 222L122 225H123V224L125 225ZM199 223H200V222H199ZM206 223H207V222H206ZM206 223H204V225H205ZM217 223H219V222H217ZM217 223H216V224H217ZM42 224H43V226H44V223H42ZM81 224H82V223H81ZM113 224H114V223H113ZM113 224L110 225V226L113 227ZM127 224H128V223H127ZM127 224H126V225H127ZM45 225H46V224H45ZM117 225H118V224H117ZM122 225H120V226H122ZM124 225H123V226H124ZM126 225H125V226H126ZM196 225H197V224H196ZM200 225H201V224H200ZM204 225H203V228H206L207 226L205 225V227H204ZM212 225H213V223H212ZM46 226H47V225H46ZM46 226H44V227H46ZM48 226H49V225H48ZM108 226H109V225H108ZM115 226H116V225H114V227H115ZM215 226H216V225H215ZM197 227H199V226L197 225ZM200 227H201V226H200ZM200 227H199V228H200ZM209 227H210V226H209ZM211 228H212V227H211ZM213 228H214V226H213ZM46 229H47V227H46ZM198 230H199V229H197V233H198ZM204 230H205V229H204ZM205 231H206V230H205ZM205 231H204V232H205ZM209 231H210V230H209ZM0 233L3 234V235H9L8 240H6L5 242H2V244L0 243V263H2L3 261L6 262V260L8 259V257H9V258H10V257H13V258L15 259V262H19L20 259H22V261H23V260L25 261V258H24V256H23V252H24L25 248L22 247L21 242H20V243H17V241H18L19 239L25 238V237H27L28 235H30V237H31V241H32L33 244H38V245H44V246H45L44 250H46V251H44V252H46V254H41V255L39 256V259H40V262H41V263H45V264H107V260H106L105 258L102 259V262H98V261L96 260V258H95L94 255H91V254L87 253L83 248H79V252H76L74 249H72V247L67 248V249H62V248H60L59 245H60V242H61V241H59L58 239H56L58 236H56V235L53 234V233H45L44 236H42V237L38 236V235L35 233V231L33 230V223H32L31 220L28 218V216L25 214V212H24V214H23V213H12V212H2V211H0ZM20 233H23V234H20ZM190 233H191V232H190ZM205 233H206V232H205ZM210 233H211V232H210ZM111 235H112L113 237L109 235V236L111 237V239H110V237L108 238V236H107V240H108V239L112 240V239H114V238L116 237L115 234H114V235L111 234ZM188 235H189V234L187 233V237H188ZM200 235H201V234H200ZM210 235H211V234H210ZM22 236H23V237H22ZM117 236L119 237V235H117ZM189 236H190V235H189ZM192 236H195V234L192 235ZM198 236H199V235H198ZM87 237H88V236H87ZM205 237H206V234H205ZM213 237H214V235H213ZM189 238L191 239V236H190ZM193 238H194V237H193ZM193 238H192V239H193ZM72 239H73V238H72ZM75 239H76V238H75ZM75 239H73V240H75ZM184 239L186 240L187 238L185 237ZM192 239H191V240H192ZM198 239H200V238H198ZM105 240H106V239H105ZM105 240H104V241H105ZM191 240H187V241H189V245H191V243L194 244V239H193V242H192ZM203 240H204V239H203ZM71 241H72V240H71ZM75 241H76V240H75ZM104 241H103V243H104ZM121 241H122V240H121ZM190 241H191V243H190ZM212 241L214 242V240H212ZM73 242H74V241H73ZM90 242H91V241H90ZM100 242L102 243V241H100ZM106 242H108V241H106ZM180 242H181V241H180ZM195 242H196V241H195ZM204 242L207 243V240H205ZM213 242H212V243H213ZM235 242H236V241H235ZM30 243H31V242H30ZM93 243H94V242H93ZM97 243L101 245V243H99V242H97ZM97 243H96V244H97ZM197 243H198V242H196V244H197ZM206 243H205V246H206ZM74 244H75V242H74ZM178 244H179V243H178ZM181 244H182V243H181ZM181 244H180V246L182 247L183 245H181ZM185 244H186V241H185ZM201 244H202V241H201ZM201 244H199V245H201ZM207 244H208V243H207ZM245 244H246V243H245ZM252 244H253V243H252ZM89 245H91V243H90ZM208 245H209V244H208ZM213 245H214V244H213ZM234 245H235V244H234ZM236 245L238 246V243H237ZM240 245H241V244H240ZM248 245H249V244H248ZM258 245L261 246V244H259V242H258V244H257V247H258ZM82 246H83V245H82ZM93 246H94V244H93ZM93 246H90V247L92 248ZM174 246H175V245H174ZM176 246L178 247L179 245L176 244ZM176 246H175V247H176ZM191 246H192V245H191ZM201 246H202V245H201ZM205 246H204V247H205ZM237 246H235L236 248L234 249L233 252H234V255H235L236 257H238V258H242V261L239 262L238 264H246L245 258H246L247 256H245V255L243 256V255H242V252H243V251L241 252L242 249L239 250V249H240L239 247H241V246H238V249H237ZM246 246H247V245H246ZM252 246H253V245H252ZM260 246H259V247H260ZM96 247H97V246H96ZM167 247H168V249H170V246H167ZM172 247H173V246H171V248H172ZM181 247H180L179 250L182 249ZM185 247H186V245H185ZM242 247H243V246H242ZM257 247H255V248L252 247V248H251V251L253 250V251L251 252V255H252V254H253V255H256V254H257V255H261V254H258V253H257V251H256V248H257ZM77 248H78V247H77ZM93 248H94V247H93ZM173 248H174V247H173ZM173 248H172V249H173ZM187 248H188V247H186V249H187ZM197 248H198V247H197ZM253 248H254V249H253ZM166 249H167V248H166ZM177 249H178V248H177ZM177 249H175V251H178ZM186 249L184 248V251H185ZM188 249H189V248H188ZM198 249L200 250V248H198ZM260 249H261V247H260ZM260 249H258V250H260ZM232 250H233V249H232ZM262 250H263V248L261 249V251H262ZM170 251H174V249H173V250H169V252H170ZM196 251H197V250H194V249L190 248L189 250H187V251L184 253L185 258H186V259H190V258L193 259V258L195 257V255L197 254ZM200 251H201V250H200ZM261 251H260V252H261ZM263 251H264V250H263ZM263 251H262V253H264ZM240 252H241V253H240ZM255 253H256V254H255ZM201 254H202V253H201ZM201 254H200V255H201ZM203 254H204V253H203ZM222 254H224V253H221V254L215 253V254L213 255L214 261H213L212 264H231V262H229V263L227 262L226 257H224ZM8 255H9V256H8ZM165 255H166V254H165ZM168 255H169L168 258H167V256H166V258H167V262H166V264H180V258H179L177 255H173V256H171V253H170V254L168 253ZM253 255H252V258L254 259L255 257H253ZM261 257L263 258L264 256H261ZM261 257L259 256V258H260L259 260H263ZM166 258H165V259H166ZM250 258H251V256H250ZM252 258H251L250 260L247 258V260H248L247 263H248V264H255V263H257V262L254 263V261L252 260ZM256 258H258V257L256 256ZM198 259H199V258H198ZM255 260H256V259H255ZM165 261H166V260H165ZM165 261H163V262H165ZM257 261H258V260H257ZM187 262H188V261H187ZM162 264H165V263H162ZM258 264H259V263H258ZM262 264H264V260L262 261Z\"/></svg>",
	"mask_w": 264,
	"mask_h": 264
}]
</instances>
